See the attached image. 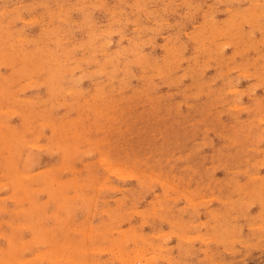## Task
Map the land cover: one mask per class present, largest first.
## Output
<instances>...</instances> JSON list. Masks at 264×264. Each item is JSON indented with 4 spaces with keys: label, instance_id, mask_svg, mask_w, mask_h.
<instances>
[{
    "label": "rangeland",
    "instance_id": "374dc122",
    "mask_svg": "<svg viewBox=\"0 0 264 264\" xmlns=\"http://www.w3.org/2000/svg\"><path fill=\"white\" fill-rule=\"evenodd\" d=\"M61 1L63 2V4ZM261 3L264 4V0H257V1L255 0H250V1L249 0H224V1L223 0L222 1L167 0V2L166 0H158V1L136 0V2L135 0H124V1L123 0L121 1L120 0L119 1L118 0H0V28H1L0 41L2 40L0 42V54L2 53L0 55V59L2 58L0 62V66H1L0 71H2L0 72L2 73V76H0V82H1L0 86L2 85L0 87V93H1L0 97L2 96L0 98V104L3 105L2 107H0V113H1L0 114V249H1L0 259L4 260V261L0 260V264L2 263L4 264L5 260L9 257L11 259L9 260L7 259L6 262L8 263L5 264H9L10 262L13 261H14L13 263L16 264H29L26 262H30V264H36L35 261L40 262L41 264H81L82 262H83L82 264H86V263L94 264V262H97V264H264V209H263L264 207L261 206L262 204L264 205V203H262V201L264 202V197H263L264 179H262L264 178V154H263L264 129L261 128L262 125L264 127V94H263L264 93V81H263L264 80V63H263L264 62V58H263L264 57V44H263L264 24H261L264 23V12H263L264 5ZM113 4L115 5V7ZM168 6L169 7L172 6V7L169 8ZM76 9H78L80 12ZM116 9L119 10L115 11ZM120 9H122L123 11H121ZM60 10L62 11L59 12ZM111 10H114L113 12L114 14L112 13ZM136 10L138 12H136ZM231 11L234 13V15H236L235 16L236 19H233L234 18L232 15L233 13L230 14ZM69 12L71 14H69ZM242 12L244 14H242ZM247 13L250 14L248 15ZM139 14H141L140 15L141 17L139 16ZM211 14H213V16ZM245 14L246 16H244ZM64 15H68V16H64ZM253 15L255 16L253 17ZM59 17L61 19H59ZM136 17L138 20L135 19L136 20L135 22L134 18ZM203 17H205L206 20H204ZM229 17H231L232 19ZM51 18L53 20H51ZM224 18H226L227 22L226 20L224 21ZM211 19H215V22L214 20L212 22ZM12 20L15 22H12ZM50 20L51 22L53 21L52 24L50 23ZM166 21H168L169 23H167ZM205 21H208L210 23L206 22V24H203L205 23ZM257 21L259 25L255 23ZM105 22L107 23L109 22V23L107 24ZM111 22L114 24H112ZM147 22L150 25H148ZM200 22H202L203 25H200L201 24ZM241 22L242 24H240ZM170 23L173 25H171ZM248 23L251 24L249 25ZM143 24L145 25L143 26ZM230 24H232L233 28L231 27ZM140 25L143 26L144 28L141 27ZM169 25L170 27L168 28ZM198 26L200 28H198ZM146 27L148 28V30L146 29ZM205 27L206 29L209 30H206ZM52 28L53 30L51 31ZM69 28H71L72 31L75 30L74 33L71 32ZM241 28L242 30H240ZM251 28L253 29L255 28V29L254 30L252 29L251 31ZM64 29L65 30L67 29V31H65ZM224 29H226V31ZM259 29H263V30H259ZM19 30H23V31L20 32ZM43 30H45V32ZM121 30L123 31L125 30L124 31L125 33ZM211 30L212 31L214 30L213 33ZM39 31H41L40 35H39ZM63 32L67 34H64ZM93 32L95 33V35L96 33H98L97 37L93 36L94 35ZM112 32H114L115 34L114 33L112 34ZM236 32L237 34L235 35ZM137 33L141 35L139 36ZM195 33L198 35H196ZM100 34H104V35H100ZM203 34L204 35L206 34L205 37H203L204 36ZM214 34L217 36H215ZM239 34H241L242 36ZM46 35L48 37H46ZM187 35L189 36V38ZM12 36H14V38ZM120 36L122 38L119 39ZM200 36L201 39L204 40V41L202 40L203 42L200 41L201 40ZM26 37L27 39H25ZM144 37L146 38L145 40L147 41L143 40ZM30 38L32 40H30ZM195 38H198V40H196ZM212 38L213 40L211 41ZM52 39H54L55 42ZM58 39H61L62 41ZM65 39H68V41L67 40L64 41ZM109 39H111V41ZM57 40L58 43H56ZM221 40L222 41L226 40V41H223L222 43ZM133 41H137V42H133ZM229 41L231 43H229ZM42 42H44L43 45ZM198 42H201L200 45ZM134 43L136 44L138 43V44L136 45ZM141 43L143 46L141 45ZM97 44L100 48L97 46ZM124 44L125 45L127 44L129 46L127 45L125 46ZM201 44H203V47H206V45L207 47L206 48L200 47L202 46ZM122 45H124V47H122ZM195 45L197 46L199 45V48ZM220 45L221 47H218ZM23 46H25L26 49H24ZM74 46L76 48H74ZM130 46H132L133 49L136 46V49H139L140 51L139 50L136 51L135 49L133 50ZM174 46L176 48L178 47L180 48V49L178 48V52L177 50L176 51L174 50L175 48ZM66 47L67 49H65ZM115 47L117 48L119 53L117 52ZM257 47L259 48L257 49ZM18 48L21 51L17 50ZM194 48H196V50ZM168 49H172V52L174 51L175 55L172 52L171 53L167 52ZM11 50H13L14 52L13 51L11 52ZM31 50L33 52H31ZM75 50L77 51L75 52ZM180 50H184V51H181L180 53ZM209 50L211 51V53ZM52 51L54 52L56 51V54ZM102 51L107 53H104ZM153 51L155 52V54ZM16 52L18 56L17 54H15ZM20 52H22L23 54ZM235 52L237 54H235ZM3 53H5L6 56L5 54L4 56H2ZM40 53L42 54L40 55ZM58 53H62V54H58ZM146 53L147 55L148 54L150 55L146 56L145 55ZM117 54L118 55L120 54L121 56H117ZM143 54H144L143 56L144 59L143 58L139 59L142 57ZM172 54L174 55L173 58H172ZM39 55L41 58V59L39 58V60L44 61L46 59V62L38 61ZM166 55L168 56L166 57ZM20 56H22L21 57L22 59L20 58ZM50 56H52L53 58H51ZM242 56L243 58H241ZM30 57L32 58L29 59ZM64 57L67 59L65 60ZM137 57L139 60H137ZM12 59H14V61ZM143 60H145L146 62L145 61L143 62ZM160 60H162L163 62ZM253 61L256 62L255 65L253 64ZM14 62L16 64H14ZM139 62L140 64H138ZM175 62L176 64L174 65ZM9 63H12L14 66L12 64L8 65ZM23 63L26 66H28V69H25L27 67ZM47 63L48 65H46ZM111 63L113 66L111 65ZM178 63L179 65H177ZM261 63L263 65H261ZM50 64L52 65L50 66ZM59 64L61 68H59ZM77 64H79V66L81 65L82 67L80 66L81 67L80 68ZM122 64L124 67H122ZM19 65L26 71L23 70L22 68L20 69L21 70L20 71ZM192 66H194V68ZM238 66L240 67L238 68ZM29 67L35 68L33 69V71L35 73L38 71V75L37 73L34 74L32 69H30ZM37 67H41V70ZM144 67L145 70L142 69ZM201 67H203L204 70ZM229 67L230 68L233 67V68L230 69ZM234 67L237 68L235 69ZM255 67L256 69H254ZM162 68L168 71H165ZM197 68H200L201 70L200 69L198 70ZM111 69L112 71L114 70L115 73L111 72ZM12 70L14 71V74L15 72L17 73L18 71L20 73L14 75ZM28 70L30 72L32 71L34 75L30 76V74L32 73H29ZM66 70L68 71L66 72ZM189 70H191V72ZM225 70L227 72H225ZM100 71H103L104 73L103 72L101 73ZM199 71L200 73L202 71L204 72L203 74H199ZM249 71L250 72L253 71V72L251 74L250 73L248 74ZM22 72L25 75L26 74L28 75L25 76ZM99 72L101 74H99ZM163 72H165V74ZM186 72L189 74H187ZM51 73L53 74L51 75ZM83 73H84V77H83ZM7 74L8 75L10 74L9 77L12 76L13 77L9 78ZM20 75L21 76L23 75V77H20ZM91 75L92 76L95 75V76L91 78ZM179 75L182 78H180ZM81 76H82L81 79L82 81L80 80ZM87 76L90 77L88 78ZM259 76H261V78ZM6 77L7 79L9 78L8 81L6 80ZM148 77L149 79H147ZM246 77L249 79H247ZM13 78L15 79L12 80ZM55 78L56 79L59 78V79L55 80ZM72 78L74 80L76 78L79 79H76V81L74 80L71 81ZM45 80L46 81L50 80L52 82L49 81L46 82ZM79 80L81 82L77 83V81ZM207 80L208 82L210 80V83H208ZM253 81L257 83L254 84L252 83ZM67 82L69 84H66ZM7 83H9L10 86L12 83H14L15 85L12 84L11 87L10 86L8 87ZM39 83L41 85H39ZM128 83L130 85H127ZM55 84L56 86L53 87V85ZM223 84L226 85L224 86ZM87 87L89 88L87 89ZM138 87H140L141 89ZM2 88L3 90L5 89L4 90L5 92L2 90ZM67 89L68 91H66ZM73 89H77V90H73ZM233 90L237 92L235 93ZM247 90L248 91L250 90L251 92H248ZM239 91H241L242 93ZM3 92L4 95H2ZM41 94L44 95L42 96ZM64 94L65 96H63ZM70 94H73L74 96ZM100 94L102 95L99 97ZM216 94L219 96H217ZM220 94L222 95L220 96ZM14 96L16 102L14 101ZM58 96L59 97L61 96V98H59ZM215 96L217 97V99ZM257 96L258 99H256ZM27 97L28 99L31 98L30 99L31 101L27 100ZM5 100L7 103L5 102ZM253 100L257 104H255ZM45 101L48 102L45 103ZM154 101L155 103H153ZM235 101L237 103L232 104ZM8 102L9 105H7ZM12 102L14 104H12ZM260 102L262 103V105ZM54 103L56 104V106ZM61 103L63 104V106ZM240 103L245 105V107L243 105L241 106ZM21 104L23 107H21ZM51 104L54 106V108H52ZM60 104L61 106H59ZM235 104L238 105L236 106ZM254 104L255 106H253ZM231 105H234V108H232L233 106ZM260 105H261V109H260ZM201 106L203 108H201ZM31 107L33 108L31 109ZM100 107L102 109H100ZM256 107L258 109H256ZM7 108H9L10 111H8L9 109ZM144 109L146 110L144 111ZM199 109L202 111L201 112L202 114L200 113V111H198ZM1 110L5 111L8 114H6L5 112L2 113ZM52 110L53 112H51ZM69 110L70 112L68 113ZM171 110H173L172 113L174 114L171 113ZM117 112L120 114H118ZM47 113H49L50 116L47 115ZM95 116H98L99 118L98 117L96 118ZM134 116L136 117L133 118ZM258 116L261 117L258 118ZM262 117L263 120L260 119ZM120 118H122L123 121ZM166 118L167 121H165ZM118 119L119 121H116ZM48 120L51 121L52 124H50L51 122H49ZM82 120H84L83 123ZM256 120L259 122H257ZM119 122L120 124H118ZM104 124L107 126H105ZM134 124L138 126H135ZM243 124L244 125L246 124L247 126L246 125L244 126ZM45 125L46 127H44ZM218 126L219 128H221V130L218 128ZM152 128L153 129L156 128V129L153 130ZM104 129L106 131H104ZM65 130H69L70 133L69 131H67V133H69L67 134ZM91 132L95 134L93 135ZM138 132L140 134L142 133L141 134L142 136L139 135ZM167 132L170 133L169 135L171 137L167 135L168 134ZM223 134L225 136H223ZM249 134L252 136H250ZM60 135L61 137L63 135V137L62 138L59 137L60 138L59 139L58 136ZM99 136H101V138H99ZM231 137H233L232 138L233 140H230ZM74 138H76V141L74 140ZM121 138L123 141L121 140ZM134 138L136 139L134 140ZM117 140L119 145L117 143ZM247 141L249 144L247 143ZM173 142L175 145H173ZM212 144H214V146H212ZM249 146L251 148H249ZM253 147L254 149H252ZM256 147L257 149H255ZM217 148L219 149L217 150ZM246 148L248 149V151ZM220 149L225 151H221ZM239 149L241 150L238 151ZM138 151L140 152L139 154ZM212 151H214V153ZM229 151L230 153L228 155L227 153ZM254 151H256L257 153ZM143 152L145 154H143ZM210 154L211 156L209 157ZM102 156L105 157L108 156V157L105 158ZM234 156H238V157H235L234 159ZM221 157L224 158L226 157L227 160L226 159L224 160V158L222 159ZM228 157L230 158L228 159ZM107 158L108 160H112L113 166L111 161L108 162ZM243 158L246 159H244L243 161L242 160ZM103 161L107 163H104ZM196 161L197 163H195ZM224 161H227L226 164ZM151 162L155 164H152ZM198 162H200V164ZM108 163L109 165H107ZM117 164H121V166ZM123 164L125 165L126 169L124 168L121 169ZM151 164L154 167H156L154 170ZM221 164L223 166H221ZM114 165L119 167L114 168ZM111 167L114 168V170ZM193 167L195 169H193ZM109 169L113 172L109 171ZM115 169L117 170L120 169L121 172L120 170L117 171ZM231 169H235V171ZM246 169L248 170V172H246ZM123 170L125 172L123 173L124 175H122ZM212 171L213 174H211ZM26 172H31V173L26 174ZM163 172L165 173L163 174ZM194 172L196 173L193 174ZM233 172L235 175L233 174ZM126 173H130V174L126 175ZM247 173L250 175L254 174L252 175L253 177H256L254 178V182L253 180H251V178L253 177L251 176L248 178V176L250 175H247ZM137 174H138V178L137 176H135ZM226 174H228V176ZM172 175L174 176V178L172 177ZM51 179L53 181H51ZM142 182L145 184H143ZM259 182H261L263 185H260L258 187ZM161 183H163L164 185H162ZM228 183L229 185H227ZM249 183L252 185V186L250 185L251 187L249 186ZM239 184L241 185L240 187L241 191L239 190L240 189ZM253 184L254 185L256 184V186H254ZM216 185L217 188L216 187L214 188V186ZM237 185L239 186L236 187ZM253 187H255V189ZM260 187L261 190L258 191ZM221 188L222 190L225 191H222ZM242 188H244V190ZM198 189H200V191ZM214 189L218 190L217 193L215 192ZM230 189L233 190L230 191ZM252 189L254 191L251 193ZM248 190H250V194H251L250 196H248L249 195ZM232 191H234L233 194L231 193ZM28 194L30 195V197ZM32 194L33 197L31 196ZM200 194L203 195L201 196ZM210 195L212 196L210 197ZM213 195L216 198L219 196L218 198L220 200H216ZM200 196L202 197V199L200 198ZM226 197H228V199L233 198V201L232 199H230L231 201H223L227 206L221 201V199L226 200L227 199ZM234 197L237 198L236 199L237 202L235 201ZM253 197H255L254 198L255 201L253 200ZM258 197L261 198L262 200H260ZM256 198L258 200H256ZM199 199H201L200 200L201 202L199 201ZM192 201L194 202L192 203ZM231 203H233L231 206L232 208L229 206L231 205ZM158 204L160 205V207ZM219 206L220 208L218 209ZM36 207L37 210L39 211L37 213H36L37 211ZM103 207L104 208L106 207V209L108 208L109 212L108 209L104 210ZM259 207H263V208H259ZM133 208L134 209L137 208L138 210L137 209L134 210ZM208 209L211 210L208 211ZM105 211H107L108 214ZM226 211L229 212V214L226 213ZM137 212H139L140 214ZM141 213H144L145 215H142ZM215 213H217L216 218L214 217L216 215ZM222 213H224L225 215H223ZM151 214L155 216L154 219H152L153 215ZM210 214H214V216ZM157 216H159V218ZM221 216L224 217L226 216L227 218ZM164 217L166 219H164ZM141 219L144 221H142ZM174 219H176L177 221L175 222ZM146 220L147 223H145ZM170 220H171V224H170ZM151 222L152 224H150ZM21 223L24 224L25 226L27 224L28 225L25 227ZM178 223L180 224L177 225ZM65 224L66 226L64 227ZM102 224L104 225L102 226ZM14 225H16L18 229ZM134 225L135 227H133ZM210 225L212 226L210 227ZM225 225L228 226L227 231L225 229L227 226ZM99 226L100 229L98 228ZM181 226L183 227L182 229L179 228ZM222 226L223 227L225 226V228H223ZM78 227L80 229L82 228L83 229L80 230ZM209 227L211 228V230L209 229ZM216 227H218L219 231L217 230ZM75 228H78L77 231H74L76 230ZM89 228H92L91 230L93 231V233ZM125 228L126 229L131 228V229L126 230ZM177 228L178 231L179 229L181 230L178 232L176 231ZM213 228H214L213 231L214 233L211 232ZM222 228L225 229L224 231L222 230L223 233L221 232ZM86 229L91 232L87 231L86 233H84ZM104 229L106 231L108 230V234L106 231H104ZM135 230L136 233H134ZM174 231L176 234L174 233ZM215 231L217 232V235H219L218 237L215 234ZM45 233H48L51 236L49 235L50 236L49 237ZM70 233H72V235ZM164 233L167 234L164 235ZM67 234L70 235L67 236ZM101 234L102 237L99 236ZM135 234L139 236L137 237V235ZM108 235L111 238H109ZM142 235H143V239L145 237L144 241H146V243L143 242ZM130 236L133 240L130 238ZM33 237L36 240L33 239L32 241L31 238ZM106 237L109 238V241H107L108 238ZM177 237H179V239H177ZM125 238L126 240H124ZM45 240L47 241L46 244H45ZM50 240L53 241L51 242ZM113 240L115 242L114 243L112 242L114 244L112 246V243L110 241ZM8 241L12 243H9ZM99 241L101 242L99 243ZM102 241H104L103 244L106 243L104 246L101 244ZM94 243L96 244V246ZM33 244L35 246H33ZM69 244H73V247L72 245L69 246ZM148 244L150 246L151 244H153L154 246L158 245V247L160 248L158 247L151 248L150 246H148ZM159 244L161 246H159ZM55 245L57 246L54 247ZM85 245L87 247H85ZM91 246H93L92 249L90 248ZM120 247H121L120 252L124 250L123 252H121L124 254L119 253V250L116 252L114 251V249L117 250V248L119 249ZM77 248H80L78 249L79 252ZM83 248L84 250L87 249L86 251H84L85 255L82 256L84 257L83 260H85L86 254H88L87 256H89L87 260H85L86 263H84V261L81 262L82 258L80 254H84V253L80 251L83 250ZM38 250L39 252H37ZM47 250L48 251L50 250L52 252L51 253L46 252ZM125 250H127L128 253ZM53 251L55 254H59V256L62 255L63 257L65 258L67 257V258L63 260L62 256L58 257L57 255L58 258L57 259L52 255ZM61 251L64 253V255ZM113 251L115 252V254L114 253L112 254ZM86 252H90V253H86ZM12 253L14 254L11 255ZM38 253L42 254V256L38 255ZM47 253L51 261H49L50 259L46 257ZM70 253L74 254V256L71 257ZM43 254L45 257L43 256ZM11 256L13 257V259ZM119 256L123 258L121 259ZM53 257L55 258L54 259L55 261L52 260ZM69 257L71 258L69 259ZM20 258L22 259L24 258L25 260L22 261V259ZM78 259H80L79 261L81 263H79ZM56 260H58V263ZM74 260H76L77 262H75Z\"/></svg>",
    "mask_w": 264,
    "mask_h": 264
},
{
    "label": "bare ground",
    "instance_id": "6f19581e",
    "mask_svg": "<svg viewBox=\"0 0 264 264\" xmlns=\"http://www.w3.org/2000/svg\"><path fill=\"white\" fill-rule=\"evenodd\" d=\"M118 1H119V0H118ZM120 1H121V0H120ZM123 1H124V0H123ZM157 1H158V0H157ZM185 1H187V0H185ZM220 1H222V0H220ZM223 1H224V0H223ZM249 1H250V0H249ZM255 1H257V0H255ZM61 2H62V1H61ZM103 2H104V1H103ZM135 2H136V0H135ZM141 2H143V1H141ZM161 2H162V1H161ZM164 2H165V1H164ZM166 2H167V0H166ZM188 2H190V1H188ZM253 2H254V1H253ZM260 2H262V1H260ZM30 3H31V2H30ZM77 3H78V2H77ZM137 3H140V2H137ZM146 3H147V2H146ZM169 3H170V2H169ZM186 3H187V2H186ZM249 3H250V2H249ZM256 3H258V2H256ZM39 4H40V3H39ZM43 4H44V3H43ZM47 4H48V2H47ZM62 4H63V2H62ZM64 4H65V3H64ZM93 4H94V3H93ZM114 4H117V3H114ZM114 4H113V5H114ZM127 4H128V3H127ZM134 4H136V3H134ZM144 4H145V3H144ZM184 4H185V3H184ZM187 4H188V3H187ZM261 4H263V3H261ZM49 5H50V4H49ZM85 5H87V4H85ZM90 5H91V4H90ZM129 5H130V4H129ZM230 5H231V4H230ZM263 5H264V4H263ZM98 6H99V5H98ZM98 6H97V7H98ZM116 6H117V5H116ZM118 6H119V5H118ZM140 6H141V5H140ZM146 6H147V5H146ZM184 6H185V5H184ZM186 6H187V5H186ZM46 7H48V6H46ZM66 7H67V6H66ZM73 7H74V6H73ZM75 7H76V6H75ZM89 7H90V6H89ZM114 7H115V5H114ZM136 7H137V6H136ZM168 7H169V6H168ZM171 7H172V6H171ZM171 7H169V8H171ZM188 7H189V6H188ZM253 7H254V6H253ZM253 7H252V8H253ZM258 7H259V6H258ZM258 7H257V8H258ZM262 7H263V6H262ZM18 8H19V7H18ZM63 8H64V7H63ZM63 8H62V9H63ZM119 8H120V7H119ZM142 8H143V6H142ZM142 8H141V10H142ZM176 8H177V7H176ZM232 8H233V7H232ZM236 8H237V7H236ZM240 8H241V7H240ZM263 8H264V7H263ZM8 9H9V8H8ZM27 9H28V8H27ZM31 9H32V7H31ZM70 9H71V8H70ZM70 9H69V11H70ZM138 9H139V8H138ZM155 9H156V8H155ZM173 9H175V8H173ZM186 9H187V8H186ZM247 9H248V8H247ZM76 10H78V9H76ZM76 10H74V11H76ZM104 10H105V9H104ZM118 10H119V9H116L115 11H118ZM120 10L123 11L122 9H120ZM124 10H125V9H124ZM231 10H232V9H231ZM234 10H235V9H234ZM11 11H12V10H11ZM18 11H19V10H18ZM54 11H55V10H54ZM61 11H62V10H60L59 12H61ZM78 11H79V10H78ZM111 11H112V13L114 12V10H111ZM139 11H140V10H139ZM148 11H149V10H148ZM169 11H170V10H169ZM169 11H168V12H169ZM185 11H186V10H185ZM185 11H184V12H185ZM225 11H226V10H225ZM238 11H239V10H238ZM255 11H256V10H255ZM258 11H259V10H258ZM258 11H257V12H258ZM260 11H261V10H260ZM262 11H263V10H262ZM31 12H32V10H31ZM79 12H80V11H79ZM126 12H127V11H126ZM136 12H138V11L136 10ZM162 12H163V10H162ZM243 12H246V11H243ZM243 12H242V14H244ZM248 12H249V11H248ZM251 12H252V11H251ZM263 12H264V11H263ZM9 13H10V10H9ZM17 13H19V12H17ZM29 13H30V12H29ZM67 13H68V10H67ZM93 13H94V12H93ZM121 13H122V12H121ZM148 13H149V12H148ZM153 13H154V12H153ZM153 13H152V15H153ZM232 13H233V12L231 11L230 14H232ZM254 13H255V12H254ZM258 13H259V12H258ZM258 13H256V14H258ZM30 14H31V13H30ZM59 14H60V13H59ZM61 14H62V13H61ZM63 14H65V13H63ZM69 14H71V13L69 12ZM94 14H95V13H94ZM113 14H114V13H113ZM186 14H187V13H186ZM235 14H236V13H235ZM247 14L249 15L250 13H247ZM261 14H262V12H261ZM3 15H5V14H3ZM16 15H17V14H16ZM19 15H20V14H19ZM42 15H43V14H42ZM55 15H56V14H55ZM81 15H82V14H81ZM81 15H80V16H81ZM136 15H137V14H136ZM140 15H141V14H139V16H140ZM147 15H148V14H147ZM149 15H151V14H149ZM211 15L213 16V14H211ZM232 15H233V17H234L233 19H236V18H235L236 15H234V13H233ZM50 16H51V15H50ZM64 16H68V15H64ZM112 16H113V15H112ZM154 16H155V15H154ZM154 16H152V17H154ZM212 16H210V17H212ZM225 16H226V14H225ZM227 16H230V15H227ZM244 16H246V14H245ZM254 16H255V15H253V17H254ZM257 16H258V15H257ZM257 16H256V17H257ZM261 16H262V15H261ZM69 17H70V16H69ZM140 17H141V16H140ZM158 17H159V16H158ZM161 17H162V16H161ZM179 17H180V16H179ZM93 18H94V17H93ZM107 18H108V17H107ZM117 18H118V17H117ZM144 18H146V17H144ZM163 18H164V17H163ZM203 18H204V20H206L205 17H203ZM229 18H231V17H229ZM36 19H37V18H36ZM59 19H61V18L59 17ZM84 19H85V18H84ZM96 19H97V18H96ZM135 19H137V17L134 18V20H135ZM231 19H232V18H231ZM249 19H250V18H249ZM10 20H11V19H10ZM10 20H9V21H10ZM14 20H15V19H14ZM19 20H20V19H19ZM40 20H41V19H40ZM51 20H53V19L51 18ZM51 20H50V23L52 24L53 21L51 22ZM85 20H86V19H85ZM92 20H93V19H92ZM92 20H91V21H92ZM117 20H118V19H117ZM137 20H138V19H137ZM145 20H146V19H145ZM208 20H209V18H208ZM213 20H214V22H215V19H211L212 22H213ZM225 20H226V18H224V21H225ZM229 20H230V19H229ZM26 21H29V20H26ZM34 21H35V20H34ZM69 21H70V20H69ZM89 21H90V20H89ZM139 21H140V20H139ZM231 21H232V20H231ZM252 21H253V20H252ZM262 21H263V20H262ZM12 22H15V21L12 20ZM12 22H11V23H12ZM64 22H65V20H64ZM82 22H83V21H82ZM84 22H85V21H84ZM86 22H87V21H86ZM113 22H114V21H113ZM115 22H116V21H115ZM119 22H120V21H119ZM132 22H133V20H132ZM135 22H136V20H135ZM153 22H154V21H153ZM156 22H157V19H156ZM163 22H164V21H163ZM166 22L169 23L168 21H166ZM174 22H175V21H174ZM206 22H207V23H210V22H208V21H205V23H203V24H206ZM212 22H211V24H212ZM226 22H227V20H226ZM30 23H31V22H30ZM38 23H39V22H38ZM40 23H41V22H40ZM44 23H45V22H44ZM72 23H73V22H72ZM95 23H96V22H95ZM105 23H107V22H105ZM108 23H109V22H108ZM108 23H107V24H108ZM111 23H112V22H111ZM140 23H142V22H140ZM171 23H172V22H171ZM171 23H170V24H171ZM200 23H201L200 25H203L202 22H200ZM230 23H231V22H230ZM235 23H236V22H235ZM244 23H245V22H244ZM255 23L258 24V21L255 22ZM1 24H2V21H1ZM42 24H43V22H42ZM84 24H85V23H84ZM87 24H89V23H87ZM112 24H114V23H112ZM132 24H133V23H132ZM147 24L150 25L148 22H147ZM158 24H159V23H158ZM176 24H177V22H176ZM221 24H222V23H221ZM221 24H220V25H221ZM226 24H228V23H226ZM232 24H233V22H232ZM232 24H230L231 27H232ZM240 24H242V22H241ZM248 24H249V23H248ZM250 24H251V23H250ZM250 24H249V25H250ZM261 24H264V23H261ZM33 25H34V23H33ZM92 25H93V24H92ZM109 25H110V24H109ZM144 25H145V24H143V26H144ZM171 25H173V24H171ZM200 25H199V26H200ZM258 25H259V24H258ZM2 26H3V25H2ZM30 26H32V25H30ZM60 26H61V25H60ZM60 26H59V27H60ZM112 26H113V25H112ZM140 26H141V25H140ZM143 26H141V27H143ZM166 26H167V24H166ZM199 26H198V28H200ZM233 26H234V25H233ZM47 27H48V25H47ZM54 27H55V26H54ZM57 27H58V24H57ZM57 27H56V28H57ZM61 27H62V26H61ZM63 27H64V26H63ZM134 27H135V26H134ZM147 27H148V26H147ZM147 27H146V29L148 30ZM153 27H154V26H153ZM164 27H165V26H164ZM169 27H170V25L168 26V28H169ZM193 27H195V26H193ZM196 27H197V26H196ZM213 27H214V26H213ZM216 27H217V25H216ZM220 27H222V26H220ZM227 27H228V26H227ZM227 27H226V29H227ZM231 27H229V28H231ZM234 27H235V26H234ZM240 27H241V25H240ZM7 28H8V27H7ZM73 28H74V27H73ZM109 28H110V26H109ZM136 28H137V27H136ZM143 28H144V27H143ZM160 28H161V26H160ZM232 28H233V27H232ZM237 28H238V27H237ZM258 28H259V27H258ZM0 29H1V28H0ZM22 29H23V27H22ZM45 29H46V28H45ZM47 29H48V28H47ZM69 29L71 30V32L74 33L75 30L72 31L71 28H69ZM77 29H78V28H77ZM119 29H120V28H119ZM121 29H122V28H121ZM123 29H124V28H123ZM203 29H204V28H203ZM203 29H202V30H203ZM205 29H206V27H205ZM211 29H212V28H211ZM213 29H214V28H213ZM221 29H222V28H221ZM226 29H224V30L226 31ZM252 29H253V28H251V31H252ZM254 29H255V28H254ZM254 29H253V30H254ZM49 30H50V29H49ZM52 30H53V28L51 29V31H52ZM60 30H61V29H60ZM60 30H58V31H60ZM64 30H65V29H64ZM70 30H69V31H70ZM113 30H114V29H113ZM137 30H138V29H137ZM191 30H192V29H191ZM206 30H209V29H206ZM214 30H215V29H214ZM214 30H213V31H214ZM216 30H217V29H216ZM237 30H238V29H237ZM240 30H242V28H241ZM259 30H263V29H259ZM5 31H6V30H5ZM8 31H9V30H8ZM15 31H16V30H15ZM19 31L22 32L23 30H19ZM43 31L45 32V30H43ZM58 31H57V32H58ZM65 31H67V29H66ZM65 31H64V32H65ZM119 31H120V30H119ZM121 31H123V30H121ZM124 31H125V30H124ZM124 31H123V32H124ZM133 31H134V29H133ZM143 31H144V30H143ZM203 31H204V30H203ZM211 31H212V30H211ZM211 31H210V32H211ZM213 31H212V33H213ZM230 31H231V29H230ZM2 32H3V31H2ZM6 32H7V31H6ZM10 32H12V31H10ZM13 32H14V30H13ZM40 32H41V31H39V35H40ZM48 32H49V31H48ZM64 32H63V33H64ZM71 32H70V33H71ZM108 32H110V31H108ZM115 32H116V31H115ZM117 32H118V31H117ZM190 32H191V31H190ZM192 32H193V31H192ZM261 32H262V31H261ZM7 33H8V32H7ZM7 33H6V34H7ZM55 33H56V32H55ZM91 33H92V32H91ZM91 33H90V34H91ZM99 33H100V32H99ZM101 33H103V32H101ZM113 33H114V32H112V34H113ZM124 33H125V32H124ZM126 33H127V32H126ZM145 33H147V32H145ZM186 33H187V32H186ZM198 33H199V32H198ZM201 33H202V32H201ZM225 33H226V32H225ZM245 33H246V32H245ZM248 33H249V31H248ZM259 33H260V32H259ZM0 34H1V33H0ZM14 34H15V33H14ZM19 34H20V33H19ZM46 34H48V33H46ZM53 34H54V33H53ZM64 34H67V33H64ZM93 34H94L93 36L97 37V34H98V33H96V35H95V33L93 32ZM112 34H111V35H112ZM114 34H115V33H114ZM133 34H134V33H133ZM137 34H138L139 36L141 35V34H139V33H137ZM142 34H143V33H142ZM195 34H196V33H195ZM199 34H200V33H199ZM208 34H209V33H208ZM215 34H216V33H215ZM215 34H214V35H215ZM220 34H221V33H220ZM220 34H219V35H220ZM232 34H233V33H232ZM236 34H237V32L235 33V35H236ZM250 34H251V32H250ZM10 35H11V34H10ZM100 35H104V34H100ZM105 35H106V34H105ZM111 35H110V36H111ZM145 35H146V34H145ZM167 35H168V34H167ZM196 35H198V34H196ZM203 35H204V34H203ZM205 35H206V34H205ZM205 35H204L203 37H205ZM221 35H222V34H221ZM239 35H241V34H239ZM63 36H64V35H63ZM63 36H62V37H63ZM134 36H136V35H134ZM139 36H138V37H139ZM187 36H188V35H187ZM191 36H192V34H191ZM207 36H210V35H207ZM207 36H206V37H207ZM215 36H217V35H215ZM224 36H225V34H224ZM232 36H233V35H232ZM241 36H242V35H241ZM263 36H264V35H263ZM12 37L14 38V36H12ZM46 37H48V36L46 35ZM59 37H60V36H59ZM59 37H58V38H59ZM62 37H61V38H62ZM98 37H99V36H98ZM194 37H195V36H194ZM252 37H253V36H252ZM252 37H251V38H252ZM0 38H1V37H0ZM18 38H19V37H18ZM23 38H24V37H23ZM41 38H42V36H41ZM41 38H40V39H41ZM67 38H68V37H67ZM93 38H94V37H93ZM120 38H122V37L120 36L119 39H120ZM169 38H170V36H169ZM188 38H189V36H188ZM192 38H193V36H192ZM213 38H214V37H213ZM213 38L211 39V41L213 40ZM236 38H237V37H236ZM238 38H239V36H238ZM238 38H237V39H238ZM8 39H9V38H8ZM21 39H22V38H21ZM21 39H18V40H21ZM25 39H27V37H26ZM25 39H23V40H25ZM34 39H36V38H34ZM50 39H51V38H50ZM95 39H97V38H95ZM130 39H131V38H130ZM130 39H129V40H130ZM145 39H146V38L144 37L143 40H145ZM167 39H168V38H167ZM174 39H175V37H174ZM195 39L198 40V38H195ZM200 39H201V36H200ZM206 39H207V38H206ZM229 39H230V38H229ZM248 39H250V38H248ZM257 39H259V38H257ZM5 40H7V39H5ZM30 40H32V39L30 38ZM41 40H42V39H41ZM52 40L54 41V39H52ZM58 40H61V39H58ZM58 40H57L56 43H58ZM66 40L68 41V39H65L64 41H66ZM109 40L111 41V39H109ZM109 40H108V41H109ZM129 40H128V42H129ZM136 40H137V39H136ZM169 40H171V39H169ZM202 40H203V39H201L200 41H202ZM227 40H228V39H227ZM1 41H2V40H1ZM1 41H0V42H1ZM3 41H4V40H3ZM45 41H46V40H45ZM45 41H44V42H45ZM47 41H48V40H47ZM49 41H50V40H49ZM61 41H62V40H61ZM76 41H77V40H76ZM145 41H147V40H145ZM149 41H150V40H149ZM173 41H174V40H173ZM203 41H204V40H203ZM203 41H202V42H203ZM208 41H209V40H208ZM211 41H210V42H211ZM221 41H222V40H221ZM221 41H220V42H221ZM223 41H226V40H223ZM223 41H222V43H223ZM235 41H236V40H235ZM235 41H234V42H235ZM245 41H246V40H245ZM260 41H261V40H260ZM44 42H42V45H43ZM54 42H55V41H54ZM83 42H84V41H83ZM133 42H137V41H133ZM174 42H175V41H174ZM215 42H216V41H215ZM220 42H218V43H220ZM249 42H250V41H249ZM258 42H259V41H258ZM258 42H257V44H258ZM5 43H6V42H5ZM30 43H31V41H30ZM52 43H53V42H52ZM84 43H85V42H84ZM84 43H83V44H84ZM102 43H103V42H102ZM111 43H112V42H111ZM117 43H118V42H117ZM117 43H116V44H117ZM144 43H145V42H144ZM144 43H143V44H144ZM147 43H148V42H147ZM147 43H146V44H147ZM163 43H164V42H163ZM198 43H199V45H200L201 42H198ZM225 43H226V42H225ZM229 43H231V42L229 41ZM236 43H237V42H236ZM255 43H256V42H255ZM262 43H263V41H262ZM2 44H3V43H2ZM8 44H9V43H8ZM11 44H12V43H11ZM18 44H19V43H18ZM20 44H22V43H20ZM28 44H29V43H28ZM91 44H92V43H91ZM109 44H110V43H109ZM118 44H119V43H118ZM134 44H136V43H134ZM137 44H138V43H137ZM137 44H136V45H137ZM139 44H140V43H139ZM148 44H149V43H148ZM148 44H147V45H148ZM164 44H165V43H164ZM260 44H261V43H260ZM263 44H264V43H263ZM4 45H5V44H4ZM54 45H55V44H54ZM60 45H61V43H60ZM60 45H59V46H60ZM79 45H82V44H79ZM84 45H85V44H84ZM94 45H95V44H94ZM102 45H104V44H102ZM106 45H107V44H106ZM124 45H125V44H124ZM124 45H122V47H124ZM126 45H127V44H126ZM126 45H125V46H126ZM141 45H142V43H141ZM166 45H167V44H166ZM199 45H198V46L195 45V46H197V47L199 48ZM201 45H202V46H200V47H203V44H201ZM208 45H209V43H208ZM222 45H224V44H222ZM242 45H243V44H242ZM6 46H8V45H6ZM26 46H27V45H26ZM59 46H58V47H59ZM87 46H88V45H87ZM97 46H98V44H97ZM127 46H129V45H127ZM139 46H140V45H139ZM142 46H143V45H142ZM163 46H164V45H163ZM211 46H212V45H211ZM225 46H226V45H225ZM227 46H230V45H227ZM243 46H244V45H243ZM248 46H249V45H248ZM255 46H256V45H255ZM12 47H13V46H12ZM23 47H24V49H26L25 46H23ZM39 47H40V46H39ZM58 47H57V49H58ZM79 47H80V46H79ZM95 47H96V46H95ZM98 47H99V46H98ZM98 47H97V48H98ZM102 47H105V46H102ZM118 47H119V46H118ZM122 47H121V48H122ZM130 47L133 49L132 46H130ZM137 47H138V46H137ZM140 47H141V46H140ZM169 47H170V46H169ZM171 47H172V46H171ZM174 47H175V46H174ZM174 47H173V48H174ZM197 47H196V48H197ZM206 47H207V45H206ZM206 47H203V48H206ZM218 47H221V45L218 46ZM222 47H223V46H222ZM259 47H260V46H259ZM259 47H257V49H258ZM19 48H20V47H19ZM19 48H18L17 50H20ZM21 48H22V47H21ZM45 48H46V47H45ZM52 48H53V47H52ZM74 48H76V47L74 46ZM88 48H89V47H88ZM93 48H94V47H93ZM99 48H100V47H99ZM115 48H116V47H115ZM115 48H113V49H115ZM131 48H130V49H131ZM141 48H142V47H141ZM147 48H148V47H147ZM175 48H176V47H175ZM175 48H174V50H175V51L177 50V52H178V48H179V47L176 48V49H175ZM196 48H194V49L196 50ZM203 48H201V49H203ZM210 48H211V47H210ZM223 48H224V47H223ZM246 48H247V47H246ZM252 48H253V47H252ZM48 49H49V48H48ZM65 49H67V47H66ZM69 49H70V47H69ZM69 49H68V50H69ZM72 49H73V48H72ZM77 49H78V48H77ZM80 49H81V48H80ZM103 49H104V48H103ZM110 49H111V48H110ZM119 49H120V48H119ZM130 49H128V50H130ZM134 49H135L136 51L139 50V49H136V46H135ZM134 49H133V50H134ZM179 49H180V48H179ZM4 50H5V49H4ZM4 50H3V51H4ZM13 50H14V49H13ZM13 50H11V52H12ZM27 50H28V49H27ZM38 50H39V49H38ZM49 50H50V49H49ZM55 50H56V49H55ZM116 50H117V48H116ZM163 50H164V49H163ZM165 50H166V49H165ZM169 50H171V51H169ZM214 50H215V49H214ZM216 50H217V49H216ZM20 51H21V50H20ZM23 51H24V50H23ZM35 51H36V50H35ZM69 51H70V50H69ZM76 51H77V50H75V52H76ZM120 51H123V50H120ZM139 51H140V50H139ZM181 51H184V50H180V53H181ZM192 51H193V49H192ZM207 51H208V50H207ZM209 51H210V50H209ZM217 51H218V50H217ZM217 51H216V52H217ZM239 51H240V49H239ZM245 51H246V50H245ZM245 51H244V52H245ZM247 51H248V49H247ZM255 51H256V50H255ZM5 52H6V51H5ZM13 52H14V51H13ZM27 52H28V51H27ZM31 52H33V51L31 50ZM52 52H54V51H52ZM102 52H104V51H102ZM117 52H118V50H117ZM149 52H150V51H149ZM153 52H154V51H153ZM167 52H170V53H171V52H172V49H168ZM167 52H166V53H167ZM236 52H237V51H236ZM236 52H235V54H237ZM244 52H243V53H244ZM6 53H7V52H6ZM20 53H22V52H20ZM37 53H38V52H37ZM37 53H36V54H37ZM42 53H43V51H42ZM42 53H40V55H41ZM54 53L56 54V51H55ZM100 53H101V52H100ZM104 53H107V52H104ZM118 53H119V52H118ZM143 53H144V52H143ZM172 53L174 54L175 52L173 51ZM210 53H211V51H210ZM1 54H2V53H1ZM1 54H0V55H1ZM4 54H5V53H3L2 56H4ZM15 54H17V52H16ZM15 54H14V55H15ZM22 54H23V53H22ZM44 54H45V53H44ZM52 54H53V53H52ZM52 54H51V55H52ZM58 54H62V53H58ZM102 54H103V53H102ZM112 54H113V53H112ZM120 54H122V53H120ZM120 54H119V55L117 54V56H121ZM125 54H126V53H125ZM154 54H155V52H154ZM167 54H168V53H167ZM173 54H172V58H173V56L175 55V54H174V55H173ZM233 54H234V53H233ZM235 54H234V55H235ZM34 55H35V54H34ZM40 55H39V57H38V61H43V60H39ZM46 55H47V54H46ZM145 55H146V56H149L150 54L147 55V53H146ZM152 55H153V54H152ZM193 55H194V54H193ZM241 55H242V53H241ZM5 56H6V54H5ZM17 56H18V54H17ZM25 56H26V55H25ZM29 56H30V55H29ZM35 56H36V55H35ZM42 56H43V55H42ZM42 56H41V57H42ZM60 56H61V55H60ZM74 56H75V55H74ZM109 56H110V55H109ZM109 56H108V58H109ZM124 56H125V55H124ZM124 56H123V57H124ZM140 56H141V54H140ZM143 56H144V54H143L142 57L139 58V59H142V58L144 59ZM163 56H164V55H163ZM163 56H162V57H163ZM167 56H168V55H166V57H167ZM169 56H170V55H169ZM221 56H222V55H221ZM12 57H13V56H12ZM21 57H22V56H20V58H21ZM50 57L53 58L52 56H50ZM50 57H48V58H50ZM56 57H57V56H56ZM56 57H55V58H56ZM69 57H70V56H69ZM71 57H72V56H71ZM76 57H77V55H76ZM78 57H79V56H78ZM106 57H107V56H106ZM181 57H183V56H181ZM189 57H190V56H189ZM223 57H224V56H223ZM223 57H222V58H223ZM256 57H257V56H256ZM3 58H4V57H3ZM10 58H11V57H10ZM20 58H19V59H20ZM23 58H26V57H23ZM27 58H28V55H27ZM31 58H32V57H30L29 59H31ZM64 58H65V57H64ZM108 58H107V59H108ZM118 58H119V57H118ZM129 58H130V57H129ZM131 58H132V57H131ZM147 58H150V57H147ZM147 58H146V59H147ZM160 58H161V57H160ZM172 58H171V59H172ZM175 58H176V57H175ZM186 58H188V57H186ZM226 58H227V57H226ZM229 58H231V57H229ZM241 58H243V56H242ZM263 58H264V57H263ZM1 59H2V58H1ZM1 59H0V62H1ZM7 59H9V58H7ZM21 59H22V58H21ZM40 59H41V58H40ZM62 59H63V58H62ZM66 59H67V58H65V60H66ZM69 59H70V58H69ZM78 59H79V58H78ZM139 59H138V57H137V60H139ZM152 59H153V58H152ZM152 59H151V60H152ZM165 59H166V58H165ZM167 59H168V58H167ZM182 59H183V58H182ZM184 59H185V58H184ZM12 60L14 61V59H12ZM25 60H28V59H25ZM25 60H24V61H25ZM79 60H80V59H79ZM81 60H82V59H81ZM83 60H84V59H83ZM87 60H88V59H87ZM121 60H122V59H121ZM121 60H120V61H121ZM127 60H128V59H127ZM137 60H136V61H137ZM158 60H159V59H158ZM163 60H164V59H163ZM206 60H209V59H206ZM206 60H205V61H206ZM213 60H214V59H213ZM228 60H229V59H228ZM230 60H231V59H230ZM240 60H241V59H240ZM254 60H255V59H254ZM4 61H5V60H4ZM16 61H17V60H16ZM22 61H23V60H22ZM71 61H72V60H71ZM71 61H70V62H71ZM90 61H91V60H90ZM115 61H116V60H115ZM120 61H119V62H120ZM136 61H135V62H136ZM144 61H145V60H143V62H144ZM160 61H162V60H160ZM171 61H174V60H171ZM19 62H20V61H19ZM25 62H26V61H25ZM25 62H24V63H25ZM43 62H46V59H45ZM47 62H48V61H47ZM49 62H50V60H49ZM54 62H55V60H54ZM63 62H64V61H63ZM76 62H77V61H76ZM78 62H79V61H78ZM96 62H97V60H96ZM106 62H107V61H106ZM130 62H131V61H130ZM145 62H146V61H145ZM149 62H150V61H149ZM151 62H152V61H151ZM162 62H163V61H162ZM166 62H168V61H166ZM223 62H224V61H223ZM223 62H221V63H223ZM238 62H240V61H238ZM4 63H5V62H4ZM24 63H23V64H24ZM83 63H84V62H83ZM89 63H90V62H89ZM155 63H156V62H155ZM160 63H161V62H160ZM216 63H217V62H216ZM218 63H219V61H218ZM241 63H242V62H241ZM246 63H247V62H246ZM251 63H252V62H251ZM251 63H250V64H251ZM263 63H264V62H263ZM10 64H12V63H9L8 65H10ZM14 64H16V63L14 62ZM18 64H19V63H18ZM23 64H22V67H23ZM35 64H36V63H35ZM39 64H40V63H39ZM60 64H62V63H60ZM60 64H59V68H61V67H60ZM79 64H80V63H79ZM79 64H77V65L79 66ZM138 64H140V62H139ZM175 64H176V62L174 63V65H175ZM253 64L255 65L256 62L253 61ZM3 65H4V64H3ZM12 65H13V64H12ZM24 65H25V64H24ZM33 65H34V64H33ZM44 65H45V63H44ZM44 65H42V66H44ZM46 65H48V63H47ZM51 65H52V64H50V66H51ZM108 65H110V64H108ZM111 65H112V63H111ZM131 65H132V64H131ZM154 65H155V64H154ZM156 65H157V64H156ZM166 65H167V64H166ZM177 65H179V63H178ZM184 65H185V64H184ZM219 65H220V64H219ZM236 65H237V64H236ZM259 65H260V64H259ZM261 65H263V64L261 63ZM6 66H7V65H6ZM13 66H14V65H13ZM19 66H20V65H19ZM19 66H18V67H19ZM25 66H26V65H25ZM36 66H37V65H36ZM36 66H35V68H36ZM80 66H81V65H80ZM80 66H79V67H80ZM112 66H113V65H112ZM135 66H136V65H135ZM186 66H187V65H186ZM197 66H198V65H197ZM197 66H196V67H197ZM200 66H201V65H200ZM205 66H206V65H205ZM208 66H209V65H208ZM215 66H216V65H215ZM247 66H248V65H247ZM249 66H250V65H249ZM0 67H1V66H0ZM22 67L20 66L19 70H20ZM26 67H27V68H25V69H28V66H26ZM48 67H49V66H48ZM81 67H82V66H81ZM81 67H80V68H81ZM84 67H85V66H84ZM122 67H124L123 64H122ZM125 67H126V66H125ZM156 67H157V66H156ZM156 67H155V68H156ZM158 67H159V65H158ZM166 67H169V66H166ZM171 67H172V66H171ZM173 67H175V66H173ZM178 67H179V66H178ZM192 67L194 68V66H192ZM239 67H240V66H238V68H239ZM243 67H244V66H243ZM243 67H242V68H243ZM261 67H262V66H261ZM29 68H30V67H29ZM35 68L32 67V68H30V69H32V71H33V69H35ZM37 68H39V69L41 70V67H37ZM51 68H52V67H51ZM54 68H55V67H54ZM57 68H58V67H57ZM57 68H56V69H57ZM152 68H153V67H152ZM160 68H161V67H160ZM186 68H187V67H186ZM193 68H192V70H193ZM201 68L203 69V67H201ZM229 68H230V67H229ZM231 68H233V67H231ZM231 68H230V69H231ZM234 68H235V67H234ZM236 68H237V67H236ZM236 68H235V69H236ZM22 69H23V68H22ZM25 69H23V70H25ZM56 69H55V70H56ZM121 69H122V68H121ZM124 69H125V68H124ZM142 69L145 70V67L142 68ZM158 69H159V68H158ZM162 69H164V68H162ZM170 69H171V68H170ZM172 69H173V68H172ZM174 69H175V68H174ZM176 69H177V68H176ZM197 69L199 70L200 68H197ZM230 69H229V70H230ZM254 69H256V67H255ZM254 69H253V70H254ZM258 69H260V68H258ZM258 69H257V70H258ZM23 70H22V71H23ZM36 70H37V69H36ZM69 70H71V69H69ZM122 70H123V69H122ZM164 70H165V69H164ZM200 70H201V69H200ZM203 70H204V69H203ZM226 70H228V69H226ZM226 70H225V72H227ZM262 70H263V69H262ZM12 71H13V70H12ZM20 71H21V70H20ZM25 71H26V70H25ZM28 71H29V70H28ZM32 71H31V72L29 71V73H32V74H30V76H32V75H34V74H36V73H37V75H38V71H37L36 73L33 71L34 74H33ZM44 71H45V70H44ZM44 71H43V72H44ZM56 71H57V70H56ZM67 71H68V70H66V72H67ZM79 71H80V70H79ZM94 71H95V69H94ZM124 71H126V70H124ZM165 71H168V70H165ZM189 71L191 72V70H189ZM196 71H197V70H196ZM244 71H245V70H244ZM244 71H243V72H244ZM254 71H255V70H254ZM0 72H2V71H0ZM63 72H64V71H63ZM63 72H62V73H63ZM71 72H72V71H71ZM84 72H86V71H84ZM96 72H97V71H96ZM100 72L102 73L103 71H100ZM100 72H99V74H101ZM111 72H114V70L112 71V69H111ZM132 72H133V71H132ZM203 72H204V71H202V72L200 73V71H199V74H203ZM218 72H219V71H218ZM239 72H240V71H239ZM243 72H242V73H243ZM252 72H253V71H252ZM252 72L249 71L248 74H249V73L251 74ZM8 73H9V72H8ZM17 73H20V72L18 71ZM17 73L15 72L16 75H17ZM22 73H23V72H22ZM73 73H74V72H73ZM73 73H72V74H73ZM88 73H89V72H88ZM97 73H98V72H97ZM103 73H104V72H103ZM114 73H115V72H114ZM116 73H117V72H116ZM130 73H131V72H130ZM163 73L165 74V72H163ZM170 73H171V72H170ZM186 73H187V72H186ZM194 73H196V72H194ZM197 73H198V72H197ZM236 73H238V72H236ZM242 73H241V74H242ZM0 74H1L0 76H2V73H0ZM13 74H14V71H13ZM15 74H14V75H15ZM23 74H24V73H23ZM52 74H53V73H51V75H52ZM86 74H87V73H86ZM90 74H91V72H90ZM90 74H89V75H90ZM187 74H189V73H187ZM218 74H219V73H218ZM220 74H221V73H220ZM222 74H223V73H222ZM238 74H240V73H238ZM3 75H4V74H3ZM7 75H8V74H7ZM24 75H25V74H24ZM26 75H28V74H26ZM26 75H25V76H26ZM56 75H57V74H56ZM58 75H59V74H58ZM87 75H88V74H87ZM110 75H111V73H110ZM130 75H132V74H130ZM156 75H157V74H156ZM161 75H163V74H161ZM161 75H160V76H161ZM196 75H197V74H196ZM259 75H260V74H259ZM4 76H5V75H4ZM9 76H10V74L8 75V77H9ZM62 76H65V75H62ZM94 76H95V75H94ZM94 76L91 75V78L94 77ZM150 76H151V75H150ZM177 76H178V75H177ZM179 76H180V75H179ZM183 76H184V75H183ZM185 76H186V75H185ZM199 76H200V75H199ZM235 76H236V75H235ZM251 76H252V75H251ZM254 76H255V75H254ZM12 77H13V76H12ZM12 77H9V78H12ZM20 77H23V75H22V76L20 75ZM51 77H52V76H51ZM59 77H60V76H59ZM83 77H84V73H83ZM85 77H86V75H85ZM87 77H88V76H87ZM89 77H90V76H89ZM89 77H88V78H89ZM133 77H135V76H133ZM136 77H137V75H136ZM152 77H153V76H152ZM155 77H157V76H155ZM227 77H228V76H227ZM233 77H234V76H233ZM233 77H232V78H233ZM236 77H237V76H236ZM243 77H244V76H243ZM259 77L261 78V76H259ZM259 77H258V78H259ZM9 78H8V79H9ZM17 78H18V76H17ZM64 78H65V77H64ZM73 78H74V77H73ZM73 78H72L71 81L74 80ZM150 78H151V77H150ZM166 78H167V77H166ZM178 78H179V77H178ZM180 78H182V77L180 76ZM180 78H179V79H180ZM246 78H247V77H246ZM8 79H7V77H6V80H7V81H8ZM14 79H15V78H13L12 80H14ZM19 79H20V78H19ZM23 79H24V78H23ZM31 79H32V78H31ZM31 79H30V80H31ZM34 79H35V78H34ZM34 79H33V80H34ZM58 79H59V78H58ZM58 79L55 78V80H58ZM70 79H71V78H70ZM76 79H79V78H76ZM76 79H75L74 81H76ZM81 79H82V76H81L80 80H81ZM100 79H101V78H100ZM100 79H99V80H100ZM144 79H145V78H144ZM147 79H149V77H148ZM164 79H165V78H164ZM197 79H198V76H197ZM217 79H218V78H217ZM222 79H223V78H222ZM247 79H249V78H247ZM50 80H51V79H50ZM50 80H47V81L52 82V81H50ZM80 80L77 81V83L82 81V80H81V81H80ZM118 80H119V79H118ZM145 80H146V79H145ZM150 80H151V79H150ZM191 80H192V79H191ZM226 80H227V79H226ZM262 80H263V78H262ZM17 81H18V80H17ZM45 81H46V80H45ZM47 81H46V82H47ZM65 81H66V80H65ZM111 81H113V80H111ZM111 81H109V82H111ZM123 81H124V79H123ZM123 81H122V82H123ZM162 81H163V79H162ZM178 81H179V80H178ZM196 81H198V80H196ZM220 81H221V80H220ZM263 81H264V80H263ZM4 82H5V81H4ZM11 82H12V81H11ZM24 82H25V81H24ZM39 82H40V81H39ZM49 82H48V83H49ZM60 82H61V81H60ZM62 82H63V81H62ZM207 82H208V80H207ZM223 82H224V81H223ZM223 82H221V83H223ZM0 83H1V82H0ZM9 83H10V82H9ZM9 83H7V84H8V87L10 86ZM14 83H15V81H14ZM14 83H12V84H14ZM41 83H42V82H41ZM56 83H58V82H56ZM120 83H121V82H120ZM147 83H149V82H147ZM203 83H204V82H203ZM208 83H210V80H209ZM211 83H212V82H211ZM224 83H225V82H224ZM232 83H233V82H232ZM232 83H231V84H232ZM249 83H250V82H249ZM252 83L255 84V83H257V82H254V81H253ZM12 84H11V86H12ZM43 84H44V83H43ZM43 84H42V85H43ZM66 84H69V83L67 82ZM75 84H76V83H75ZM125 84H126V83H125ZM198 84H199V83H198ZM14 85H15V84H14ZM39 85H41V84L39 83ZM73 85H74V84H73ZM103 85H104V84H103ZM127 85H130V84L128 83ZM131 85H132V84H131ZM204 85H205V84H204ZM223 85H224V84H223ZM225 85H226V84H225ZM225 85H224V86H225ZM1 86H2V85H1ZM1 86H0V87H1ZM11 86H10V87H11ZM31 86H32V84H31ZM33 86H34V85H33ZM54 86H56V84L53 85V87H54ZM125 86H126V85H125ZM146 86H147V85H146ZM184 86H185V85H184ZM190 86H191V85H190ZM228 86H229V84H228ZM249 86H250V85H249ZM34 87H35V86H34ZM71 87H72V86H71ZM73 87H74V86H73ZM114 87H115V86H114ZM136 87H137V85H136ZM4 88H5V85H4ZM88 88H89V87H87V89H88ZM133 88H134V87H133ZM138 88H140V87H138ZM192 88H193V87H192ZM214 88H215V87H214ZM220 88H221V87H220ZM220 88H219V90H220ZM234 88H235V87H234ZM252 88H253V87H252ZM252 88H251V89H252ZM254 88H256V87H254ZM7 89H8V88H7ZM7 89H6V91H7ZM12 89H13V88H12ZM29 89H30V87H29ZM70 89H72V88H70ZM114 89H116V88H114ZM140 89H141V88H140ZM182 89H183V88H182ZM198 89H199V87H198ZM223 89H224V88H223ZM223 89H222V90H223ZM228 89H230V88H228ZM242 89H243V88H242ZM249 89H250V88H249ZM2 90H3V88H2ZM4 90H5V89H4ZM4 90H3V91H4ZM73 90H77V89H73ZM73 90H71V91H73ZM211 90H212V89H211ZM211 90H210V91H211ZM219 90H218V91H219ZM9 91H10V90H9ZM23 91H24V90H23ZM66 91H68V89H67ZM82 91H83V90H82ZM119 91H120V90H119ZM198 91H199V90H198ZM198 91H197V92H198ZM233 91L236 93V92L238 91V89H237V91H235V90H233ZM233 91H232V92H233ZM244 91H245V90H244ZM247 91H248V90H247ZM4 92H5V91H4ZM4 92H3L2 95H4ZM13 92H14V91H13ZM55 92H56V91H55ZM76 92H77V91H76ZM76 92H75V93H76ZM171 92H172V91H171ZM199 92H200V91H199ZM202 92H203V91H202ZM204 92H205V91H204ZM239 92H241V91H239ZM248 92H251V91L249 90ZM248 92H247V93H248ZM51 93H52V92H51ZM53 93H54V92H53ZM56 93H57V92H56ZM56 93H55V94H56ZM58 93H59V92H58ZM68 93H69V92H68ZM75 93H73V94H75ZM91 93H92V92H91ZM166 93H167V92H166ZM173 93H174V92H173ZM182 93H183V92H182ZM182 93H181V94H182ZM191 93H192V92H191ZM195 93H196V92H195ZM205 93H206V92H205ZM223 93H224V92H223ZM241 93H242V92H241ZM241 93H240V94H241ZM244 93H246V92H244ZM244 93H243V94H244ZM0 94H1V93H0ZM37 94H38V93H37ZM73 94H70V95L74 96ZM141 94H142V93H141ZM146 94H148V93H146ZM199 94H201V93H199ZM203 94H204V93H203ZM207 94H208V93H207ZM218 94H219V93H218ZM253 94H254V93H253ZM263 94H264V93H263ZM5 95H6V94H5ZM10 95H11V94H10ZM13 95H14V94H13ZM30 95H31V94H30ZM35 95H36V94H35ZM41 95H42V94H41ZM43 95H44V94H43ZM43 95H42V96H43ZM56 95H57V94H56ZM101 95H102V94H100L99 97H100ZM104 95H105V94H104ZM132 95H133V94H132ZM142 95H143V94H142ZM205 95H206V94H205ZM205 95H204V96H205ZM216 95H217V94H216ZM221 95H222V94H220V96H221ZM226 95H227V94H226ZM231 95H232V94H231ZM233 95H234V94H233ZM17 96H18V95H17ZM63 96H65V94H64ZM75 96H76V95H75ZM77 96H78V95H77ZM79 96H80V95H79ZM125 96H127V95H125ZM130 96H131V95H130ZM145 96H146V95H145ZM145 96H144V97H145ZM217 96H219V95H217ZM252 96H253V95H252ZM1 97H2V96H1ZM1 97H0V98H1ZM8 97H9V96H8ZM33 97H34V95H33ZM39 97H40V94H39ZM52 97H53V95H52ZM52 97H51V98H52ZM58 97H59V96H58ZM83 97H84V95H83ZM96 97H97V95H96ZM135 97H137V96H135ZM159 97H160V96H159ZM167 97H168V96H167ZM196 97H197V96H196ZM215 97H216V96H215ZM247 97H248V96H247ZM17 98H18V97H17ZM25 98H26V97H25ZM59 98H61V96H60ZM133 98H134V97H133ZM150 98H151V97H150ZM152 98H153V96H152ZM182 98H183V97H182ZM190 98H191V97H190ZM211 98H212V97H211ZM211 98H210V99H211ZM226 98H227V97H226ZM252 98H253V97H252ZM30 99H31V98H30ZM30 99H28V97H27V100H30ZM44 99H45V98H44ZM74 99H75V98H74ZM86 99H87V98H86ZM161 99H162V98H161ZM203 99H204V98H203ZM216 99H217V97H216ZM219 99H220V98H219ZM240 99H241V98H240ZM256 99H258V96H257ZM260 99H261V98H260ZM18 100H20V99H18ZM27 100H25V101H27ZM125 100H126V99H125ZM145 100H147V99H145ZM153 100H154V99H153ZM159 100H160V99H159ZM183 100H184V99H183ZM230 100H231V99H230ZM232 100H234V99H232ZM2 101H3V100H2ZM14 101H15V96H14ZM14 101H13V102H14ZM30 101H31V100H30ZM42 101H43V100H42ZM165 101H166V100H165ZM181 101H182V100H181ZM5 102H6V100H5ZM13 102H12V104H14ZM15 102H16V101H15ZM40 102H41V101H40ZM46 102H48V101H45V103H46ZM69 102H70V101H69ZM134 102H135V101H134ZM203 102H204V101H203ZM226 102H228V101H226ZM253 102H254V100H253ZM6 103H7V102H6ZM28 103H29V102H28ZM52 103H53V102H52ZM141 103H142V102H141ZM146 103H147V102H146ZM153 103H155V101H154ZM172 103H173V102H172ZM189 103H190V102H189ZM222 103H223V102H222ZM234 103H237V102L235 101V102H233L232 104H234ZM254 103H255V102H254ZM260 103H261V102H260ZM22 104H23V103H22ZM22 104H21V107H23ZM24 104H25V103H24ZM36 104H37V103H36ZM54 104H55V103H54ZM61 104H62V103H61ZM61 104H60L59 106H61ZM65 104H66V103H65ZM97 104H98V103H97ZM102 104H103V103H102ZM151 104H152V103H151ZM165 104H166V103H165ZM190 104H191V103H190ZM196 104H197V102H196ZM205 104H206V103H205ZM255 104H257V103H255ZM255 104H254L253 106H255ZM0 105H1V104H0ZM5 105H6V104H5ZM7 105H9V102H8ZM16 105H17V104H16ZM51 105H52V104H51ZM142 105H143V104H142ZM159 105H160V103H159ZM187 105H188V103H187ZM235 105L237 106L238 104H235ZM240 105L242 106L243 104L240 103ZM261 105H262V103H261ZM261 105H260V109H261ZM2 106H3V105H1L0 107H2ZM29 106H30V105H29ZM55 106H56V104H55ZM62 106H63V104H62ZM75 106H76V105H75ZM129 106H130V103H129ZM189 106H190V105H189ZM197 106H198V105H197ZM229 106H230V105H229ZM231 106H233L232 108H234V105H231ZM241 106H240V107H241ZM243 106L245 107V105H243ZM247 106H248V105H247ZM256 106H257V105H256ZM151 107H152V106H151ZM162 107H163V106H162ZM172 107H173V106H172ZM187 107H188V106H187ZM205 107H206V106H205ZM205 107H204V108H205ZM240 107H239V108H240ZM257 107H258V106H257ZM257 107H256V109H258ZM32 108H33V107H31V109H32ZM52 108H54L53 105H52ZM52 108H51V109H52ZM57 108H58V106H57ZM77 108H78V106H77ZM127 108H129V107H127ZM131 108H132V107H131ZM173 108H174V107H173ZM201 108H203V107L201 106ZM201 108H200V109H201ZM229 108H231V107H229ZM247 108H249V107H247ZM251 108H252V107H251ZM251 108H250V109H251ZM7 109H9V108H7ZM51 109H50V110H51ZM74 109H75V108H74ZM100 109H102V108L100 107ZM152 109H153V108H152ZM154 109H155V108H154ZM200 109H199L198 111H200V113H201L202 111H201ZM223 109H224V108H223ZM226 109H227V108H226ZM250 109H249V110H250ZM3 110H4V109H3ZM3 110H1L2 113L5 112V111H3ZM11 110H12V109H11ZM24 110H25V109H24ZM27 110H28V109H27ZM45 110H46V109H45ZM45 110H44V111H45ZM91 110H92V109H91ZM122 110H123V109H122ZM125 110H126V109H125ZM141 110H142V109H141ZM145 110H146V109H144V111H145ZM149 110H150V109H149ZM179 110H180V109H179ZM254 110H255V108H254ZM6 111H7V110H6ZM8 111H10V109H9ZM30 111H31V110H30ZM72 111H73V110H72ZM72 111H71V112H72ZM130 111H131V109H130ZM152 111H153V110H152ZM155 111H156V110H155ZM172 111H173V110H171V113H172ZM177 111H178V110H177ZM188 111H189V110H188ZM16 112H17V111H16ZM37 112H38V111H37ZM48 112H49V111H48ZM51 112H53V110H52ZM69 112H70V110L68 111V113H69ZM118 112H120V111H118ZM118 112H117V113H118ZM138 112H139V111H138ZM142 112H143V111H142ZM158 112H159V111H158ZM164 112H165V111H164ZM180 112H182V111H180ZM254 112H255V111H254ZM262 112H263V111H262ZM5 113H6V112H5ZM17 113H18V112H17ZM135 113H136V112H135ZM143 113H144V112H143ZM228 113H229V111H228ZM259 113H260V112H259ZM0 114H1V113H0ZM6 114H8V113H6ZM6 114H5V115H6ZM10 114H13V113H10ZM37 114H38V113H37ZM45 114H46V113H45ZM118 114H120V113H118ZM121 114H122V113H121ZM128 114H129V113H128ZM131 114H132V113H131ZM133 114H134V113H133ZM169 114H170V113H169ZM172 114H174V113H172ZM201 114H202V113H201ZM261 114H263V113H261ZM14 115H15V114H14ZM41 115H42V114H41ZM43 115H44V114H43ZM47 115L50 116L49 113H47ZM60 115H63V114H60ZM232 115H233V114H232ZM258 115H259V114H258ZM29 116H30V115H29ZM39 116H40V115H39ZM51 116H52V115H51ZM122 116H123V115H122ZM122 116H121V117H122ZM144 116H145V114H144ZM169 116H170V115H169ZM182 116H183V115H182ZM2 117H3V114H2ZM31 117H32V116H31ZM86 117H87V116H86ZM93 117H94V116H93ZM95 117L97 118L98 116H95ZM100 117H101V116H100ZM135 117H136V116H134L133 118H135ZM259 117H261V116H258V118H259ZM37 118H38V117H37ZM98 118H99V117H98ZM127 118H128V117H127ZM129 118H130V117H129ZM133 118H132V119H133ZM140 118H141V117H140ZM255 118H256V117H255ZM1 119H2V118H1ZM42 119H43V118H42ZM45 119H47V118H45ZM53 119H54V118H53ZM55 119H56V118H55ZM120 119L122 120V118H120ZM130 119H131V118H130ZM164 119H165V117H164ZM182 119H183V118H182ZM240 119H241V118H240ZM251 119H254V118H251ZM251 119H250V120H251ZM256 119H257V118H256ZM260 119L263 120V117L260 118ZM51 120H52V119H51ZM238 120H239V119H238ZM243 120H245V119H243ZM45 121H46V120H45ZM48 121H49V120H48ZM53 121H54V120H53ZM83 121H84V120H82V123H83ZM86 121H87V120H86ZM91 121H92V120H91ZM113 121H115V120H113ZM116 121H119V119L116 120ZM122 121H123V120H122ZM127 121H128V120H127ZM127 121H124V122H127ZM165 121H167V118H166ZM230 121H231V120H230ZM235 121H236V120H235ZM256 121H257V120H256ZM49 122H51V121H49ZM89 122H90V121H89ZM89 122H88V124H89ZM248 122H249V121H248ZM257 122H259V121H257ZM260 122H261V121H260ZM41 123H43V122H41ZM65 123H66V122H65ZM70 123H71V122H70ZM92 123H93V122H92ZM104 123H105V122H104ZM116 123H117V122H116ZM137 123H138V122H137ZM153 123H154V122H153ZM242 123H243V122H242ZM3 124H4V123H3ZM48 124H49V123H48ZM48 124H47V125H48ZM50 124H52V122H51ZM80 124H81V123H80ZM86 124H87V123H86ZM86 124H84V125H86ZM102 124H103V123H102ZM118 124H120V122H119ZM138 124H139V123H138ZM166 124H167V122H166ZM178 124H179V123H178ZM184 124H185V123H184ZM258 124H259V123H258ZM30 125H31V124H30ZM30 125H29V126H30ZM84 125H82V126H84ZM91 125H92V124H91ZM104 125H105V124H104ZM125 125H126V124H125ZM134 125H135V124H134ZM243 125H244V124H243ZM245 125H246V124H245ZM245 125H244V126H245ZM34 126H35V124H34ZM105 126H107V125H105ZM116 126H117V125H116ZM135 126H138V125H135ZM246 126H247V125H246ZM254 126H255V125H254ZM256 126H257V125H256ZM42 127H43V125H42ZM42 127H41V128H42ZM44 127H46V125H45ZM51 127H52V126H51ZM54 127H55V125H54ZM80 127H81V126H80ZM113 127H114V126H113ZM130 127H132V126H130ZM146 127H148V126H146ZM181 127H182V125H181ZM238 127H239V126H238ZM260 127H261V126H260ZM15 128H16V127H15ZM110 128H111V126H110ZM138 128H139V127H138ZM184 128H185V127H184ZM186 128H187V127H186ZM218 128H219V126H218ZM261 128L264 129L263 125H262ZM27 129H29V128H27ZM34 129H35V128H34ZM38 129H39V128H38ZM43 129H44V128H43ZM94 129H95V128H94ZM99 129H100V128H99ZM99 129H98V130H99ZM102 129H103V128H102ZM140 129H141V128H140ZM152 129H153V128H152ZM155 129H156V128H155ZM155 129H153V130H155ZM161 129H163V128H161ZM166 129H167V128H166ZM181 129H182V128H181ZM219 129L221 130V128H219ZM229 129H230V128H229ZM246 129H247V127H246ZM252 129H253V127H252ZM252 129H251V131H252ZM257 129H258V128H257ZM263 129H262V130H263ZM41 130H42V129H41ZM53 130H54V129H53ZM129 130H131V129H129ZM137 130H138V129H137ZM213 130H214V129H213ZM213 130H212V131H213ZM67 131H69V130H65L66 133H67ZM88 131H89V130H88ZM99 131H100V130H99ZM101 131H102V130H101ZM104 131H106V130L104 129ZM159 131H160V130H159ZM172 131H173V130H172ZM244 131H245V130H244ZM249 131H250V130H249ZM253 131H255V130H253ZM63 132H64V131H63ZM65 132H64V133H65ZM93 132H94V131H93ZM110 132H111V131H110ZM121 132H123V131H121ZM140 132H141V131H140ZM161 132H162V131H161ZM188 132H190V131H188ZM220 132H221V131H220ZM220 132H219V133H220ZM231 132H232V130H231ZM6 133H7V132H6ZM69 133H70V131H69ZM69 133H67V134H69ZM89 133H90V132H89ZM91 133H92V132H91ZM125 133H126V132H125ZM138 133H139V132H138ZM146 133H147V132H146ZM150 133H153V132H150ZM162 133H163V132H162ZM167 133H168L167 135L170 134L169 132H167ZM62 134H63V133H62ZM67 134H66V135H67ZM73 134H74V133H73ZM92 134H93V133H92ZM94 134H95V133H94ZM94 134H93V135H94ZM96 134H97V133H96ZM141 134H142V133H141ZM141 134L139 133V135H141ZM216 134H217V133H216ZM226 134H228V133H226ZM250 134H251V132H250ZM250 134H249V135H250ZM259 134H260V131H259ZM259 134H258V135H259ZM42 135H43V134H42ZM104 135H106V134H104ZM144 135H145V134H144ZM147 135H148V134H147ZM150 135H151V134H150ZM150 135H149V136H150ZM154 135H155V134H154ZM254 135H255V133H254ZM40 136H41V135H40ZM73 136H74V135H73ZM77 136H78V135H77ZM101 136H103V135H101ZM101 136H99V138H101ZM107 136H108V135H107ZM107 136H106V137H107ZM118 136H119V135H118ZM128 136H129V134H128ZM141 136H142V135H141ZM162 136H163V135H162ZM169 136H170V135H169ZM223 136H225V135L223 134ZM226 136H227V135H226ZM250 136H252V135H250ZM4 137H5V136H4ZM37 137H38V136H37ZM59 137H61V135L58 136V138H59ZM62 137H63V135H62ZM62 137H61V138H62ZM66 137H67V136H66ZM110 137H111V136H110ZM125 137H126V136H125ZM131 137H132V136H131ZM139 137H140V136H139ZM160 137H161V136H160ZM170 137H171V136H170ZM179 137H180V136H179ZM34 138H35V137H34ZM58 138H57V139H58ZM72 138H73V137H72ZM78 138H79V137H78ZM78 138H77V139H78ZM99 138H98V140H99ZM112 138H113V137H112ZM117 138H118V137H117ZM141 138H142V137H141ZM147 138H148V137H147ZM177 138H178V137H177ZM222 138H223V137H222ZM229 138H230V137H229ZM232 138H233V137H231L230 140H233ZM263 138H264V137H263ZM9 139H11V138H9ZM27 139H28V138H27ZM27 139H26V140H27ZM59 139H60V138H59ZM68 139H69V138H68ZM124 139H125V138H124ZM135 139H136V138H134V140H135ZM172 139H173V138H172ZM179 139H180V138H179ZM179 139H178V140H179ZM234 139H235V138H234ZM74 140L76 141V138H74ZM74 140H73V141H74ZM101 140H102V139H101ZM119 140H120V139H119ZM121 140H122V138H121ZM127 140H128V139H127ZM48 141H49V140H48ZM73 141H72V143H73ZM87 141H89V140H87ZM92 141H94V140H92ZM122 141H123V140H122ZM175 141H176V140H175ZM53 142H54V141H53ZM69 142H71V141H69ZM101 142H102V141H101ZM171 142H172V140H171ZM177 142H178V141H177ZM186 142H188V141H186ZM203 142H205V141H203ZM223 142H224V141H223ZM233 142H234V141H233ZM27 143H28V142H27ZM77 143H78V142H77ZM80 143H81V142H80ZM117 143H118V140H117ZM161 143H162V142H161ZM219 143H220V142H219ZM226 143H227V142H226ZM228 143H229V142H228ZM247 143H248V141H247ZM68 144H69V143H68ZM81 144H82V143H81ZM97 144H98V143H97ZM99 144H100V143H99ZM102 144H104V143H102ZM102 144H101V145H102ZM144 144H145V143H144ZM171 144H172V143H171ZM171 144H170V145H171ZM190 144H191V143H190ZM248 144H249V143H248ZM69 145H70V144H69ZM116 145H117V144H116ZM118 145H119V143H118ZM120 145H121V143H120ZM160 145H161V144H160ZM173 145H175L174 142H173ZM234 145H235V144H234ZM45 146H46V145H45ZM155 146H156V145H155ZM161 146H162V145H161ZM165 146H166V145H165ZM212 146H214V144H212ZM254 146H255V145H254ZM22 147H23V146H22ZM46 147H47V146H46ZM118 147H119V146H118ZM215 147H216V146H215ZM234 147H235V146H234ZM114 148H115V146H114ZM168 148H169V147H168ZM172 148H173V147H172ZM185 148H186V147H185ZM212 148H213V147H212ZM225 148H226V147H225ZM231 148H232V146H231ZM247 148H248V147H247ZM247 148H246V149H247ZM249 148H251V147L249 146ZM249 148H248V149H249ZM118 149H119V148H118ZM218 149H219V148H217V150H218ZM221 149H222V148H221ZM221 149H220V150H221ZM237 149H238V148H237ZM248 149H247V151H248ZM252 149H254V147H253ZM255 149H257V147H256ZM123 150H124V149H123ZM123 150H122V151H123ZM168 150H169V149H168ZM220 150H219V151H220ZM240 150H241V149H239L238 151H240ZM258 150H259V149H258ZM124 151H125V150H124ZM164 151H165V150H164ZM178 151H180V150H178ZM188 151H189V150H188ZM188 151H187V152H188ZM221 151H225V150H221ZM221 151H220V152H221ZM238 151H237V152H238ZM252 151H253V150H252ZM252 151H251V152H252ZM256 151H257V150H256ZM256 151H254V152H256ZM126 152H127V151H126ZM134 152H135V151H134ZM134 152H132V153H134ZM212 152L214 153V151H212ZM241 152H242V151H241ZM249 152H250V150H249ZM249 152H248V154H249ZM1 153H2V151H1ZM139 153H140V152L138 151V154H139ZM141 153H142V152H141ZM229 153H230V151H229L227 154L229 155ZM256 153H257V152H256ZM124 154H125V153H124ZM143 154H145V153L143 152ZM164 154H165V153H164ZM186 154H187V153H186ZM211 154H212V153H211ZM211 154L209 155V157L211 156ZM242 154H243V153H242ZM246 154H247V153H246ZM248 154H247V155H248ZM263 154H264V152H263ZM181 155H182V154H181ZM181 155H180V156H181ZM183 155H184V154H183ZM203 155H204V154H203ZM206 155H207V154H206ZM243 155H244V154H243ZM243 155H242V156H243ZM253 155H254V153H253ZM161 156H162V155H161ZM184 156H185V155H184ZM200 156H201V155H200ZM102 157H105V156H102ZM106 157H108V156H106ZM106 157H105V158H106ZM162 157H163V156H162ZM162 157H161V158H162ZM167 157H168V156H167ZM169 157H170V156H169ZM201 157H202V156H201ZM201 157H200V158H201ZM212 157H213V156H212ZM235 157H238V156H234V159H235ZM250 157H252V156H250ZM128 158H129V157H128ZM152 158H153V157H152ZM158 158H159V157H158ZM200 158H199V159H200ZM221 158L223 159L224 157H221ZM229 158H230V157H228V159H229ZM5 159H6V158H5ZM100 159H101V158H100ZM102 159H103V158H102ZM122 159H123V158H122ZM171 159H172V158H171ZM225 159L227 160L226 157L224 158V160H225ZM232 159H233V158H232ZM244 159H246V158H243L242 160L244 161ZM107 160H108V158H107ZM187 160H188V159H187ZM230 160H231V159H230ZM242 160H241V161H242ZM247 160H248V159H247ZM101 161H102V160H101ZM109 161H111V163H112V160H108V162H109ZM178 161H179V160H178ZM228 161H229V160H228ZM233 161H234V160H233ZM236 161H237V159H236ZM241 161H240V162H241ZM245 161H246V160H245ZM103 162H104V161H103ZM157 162H158V161H157ZM173 162H174V161H173ZM221 162H222V161H221ZM224 162H225V164H226L227 161H224ZM104 163H107V162H104ZM111 163H110V164H111ZM151 163H152V162H151ZM160 163H161V162H160ZM168 163H169V162H168ZM195 163H197V161H196ZM198 163L200 164V162H198ZM229 163H230V162H229ZM234 163H235V162H234ZM102 164H103V163H102ZM152 164H155V163H152ZM152 164H151V165H152ZM223 164H224V163H223ZM225 164H224V165H225ZM236 164H237V163H236ZM238 164H239V162H238ZM238 164H237V165H238ZM107 165H109V163H108ZM117 165H120V166H121V164H117ZM158 165H159V164H158ZM170 165H171V164H170ZM202 165H203V163H202ZM233 165H234V164H233ZM243 165H244V163H243ZM112 166H113V163H112ZM152 166H153V165H152ZM173 166H174V164H173ZM221 166H223V165L221 164ZM103 167H104V166H103ZM109 167H110V166H109ZM118 167H119V166H115V165H114V168H118ZM203 167H204V166H203ZM226 167H227V166H226ZM228 167H230V166H228ZM111 168H112V167H111ZM114 168H112V169L114 170ZM123 168L126 169L124 164L122 165V168H121V169H123ZM155 168H156V167L153 166V170H154ZM160 168H161V167H160ZM22 169H23V168H22ZM171 169H172V167H171ZM187 169H190V168H187ZM193 169H195V168L193 167ZM217 169H218V168H217ZM23 170H24V169H23ZM106 170H107V169H106ZM115 170H117V169H115ZM119 170H120V169H119ZM119 170H117V171H119ZM153 170H152V172H153ZM182 170H183V168H182ZM199 170H200V168H199ZM227 170H228V169H227ZM231 170L235 171V169H231ZM241 170H242V169H241ZM244 170H245V169H244ZM244 170H243V173H244ZM46 171H47V170H46ZM109 171H111V170L109 169ZM203 171H204V169H203ZM238 171H239V170H238ZM111 172H113V171H111ZM115 172H116V171H115ZM120 172H121V170H120ZM120 172H119V174H120ZM170 172H171V171H170ZM236 172H237V171H236ZM246 172H248L247 169H246ZM246 172H245V173H246ZM27 173H31V172H26V174H27ZM123 173H125L124 170H123V172H122V175H124ZM164 173H165V172H163V174H164ZM195 173H196V172H194L193 174H195ZM230 173H231V172H230ZM240 173H241V172H240ZM254 173H255V172H254ZM48 174H49V173H48ZM127 174H130V173H126V175H127ZM158 174H159V173H158ZM185 174H187V173H185ZM211 174H213V171H212ZM233 174H234V172H233ZM143 175H144V174H143ZM196 175H197V174H196ZM226 175L228 176V174H226ZM226 175H224V176H226ZM229 175H230V174H229ZM234 175H235V174H234ZM242 175H243V174H242ZM247 175H250V174L247 173ZM252 175H254V174H252ZM252 175L248 176V178L251 177ZM255 175H256V174H255ZM257 175H258V174H257ZM29 176H30V175H29ZM129 176H130V175H129ZM135 176H137V178H138V174L135 175ZM135 176H134V177H135ZM198 176H199V174H198ZM206 176H207V175H206ZM222 176H223V175H222ZM245 176H246V174H245ZM258 176H259V175H258ZM162 177H163V176H162ZM172 177L174 178L173 175H172ZM172 177H171V178H172ZM178 177H179V176H178ZM229 177H230V176H229ZM235 177H236V176H235ZM252 177H253V176H252ZM50 178H51V177H50ZM132 178H133V177H132ZM143 178H144V177H143ZM254 178H256V177L251 178V180H253V182H254ZM13 179H14V178H13ZM129 179H130V178H129ZM145 179H146V178H145ZM262 179H264V178H262ZM262 179H261V180H262ZM217 180H218V179H217ZM219 180H220V178H219ZM251 180H250V181H251ZM47 181H48V180H47ZM51 181H53V180L51 179ZM223 181H225V180H223ZM223 181H222V182H223ZM230 181H231V180H230ZM232 181H233V180H232ZM255 181H256V180H255ZM262 181H263V180H262ZM262 181H261V182H262ZM49 182H50V181H49ZM56 182H57V181H56ZM247 182H248V180H247ZM253 182H252V183H253ZM261 182L258 183V184H259L258 187H259L260 185H263ZM53 183H54V182H53ZM142 183H143V182H142ZM223 183H224V182H223ZM226 183H227V181H226ZM226 183H225V184H226ZM250 183H251V182H250ZM250 183H249V186L251 185ZM260 183H261V184H260ZM143 184H145V183H143ZM161 184L164 185L163 183H161ZM243 184H244V183H243ZM48 185H49V184H48ZM156 185H157V184H156ZM217 185H218V184H217ZM217 185L214 186V188H215V187L217 188ZM221 185H223V184H221ZM227 185H229V183H228ZM227 185H225V186H227ZM239 185H240V184H239ZM239 185H237L236 187H238ZM253 185H254V184H253ZM225 186H224V187H225ZM251 186H252V185H251ZM251 186H250V187H251ZM254 186H256V184H255ZM240 187H241V185L239 186V188H240ZM222 188H223V187H222ZM222 188H221V190H222ZM226 188H227V187H226ZM244 188H245V187H244ZM244 188H242V189L244 190ZM253 188L255 189V187H253ZM224 189H225V188H224ZM227 189H228V188H227ZM248 189H249V187H248ZM169 190H170V188H169ZM196 190H197V189H196ZM198 190L200 191V189H198ZM214 190H215V189H214ZM214 190H213V191H214ZM231 190H233V189H230V191H231ZM234 190H235V189H234ZM239 190L241 191V188H240ZM239 190H236V191H239ZM260 190H261V187H260V189H259L258 191H260ZM217 191H218V190H215L216 193H217ZM222 191H225V190H222ZM248 191H249V195H248V196H250V195H251V194H250V190H248ZM253 191H254V190L252 189L251 193H252ZM161 192H162V191H161ZM203 192H204V191H203ZM203 192H202V193H203ZM233 192H234V191H232L231 193L233 194ZM243 192H244V191H243ZM169 193H170V191H169ZM218 193H219V192H218ZM228 193H229V191H228ZM237 193H238V192H237ZM245 193H246V191H245ZM197 194H198V193H197ZM225 194H226V193H225ZM257 194H258V192H257ZM28 195H29V194H28ZM28 195H27V196H28ZM174 195H175V194H174ZM200 195H201V194H200ZM202 195H203V194H202ZM202 195H201V196H202ZM219 195H220V194H219ZM221 195H222V194H221ZM244 195H245V194H244ZM259 195H260V194H259ZM27 196H26V197H27ZM31 196L33 197V194H32ZM171 196H173V195H171ZM176 196H177V194H176ZM201 196H200V198L202 199ZM207 196H208V195H207ZM211 196H212V195H210V197H211ZM213 196H214V195H213ZM223 196H224V195H223ZM261 196H262V194H261ZM29 197H30V195H29ZM34 197H35V195H34ZM178 197H179V196H178ZM180 197H181V196H180ZM214 197H215V196H214ZM214 197H213V198H214ZM218 197H219V196H218ZM218 197H217V198H218ZM220 197H221V196H220ZM240 197H243V196H240ZM244 197H245V196H244ZM246 197H247V194H246ZM256 197H257V196H256ZM263 197H264V196H263ZM263 197H262V198H263ZM27 198H28V197H27ZM167 198H168V196H167ZM171 198H172V197H171ZM213 198H212V199H213ZM217 198L215 197L216 200H220L219 198H218V199H217ZM226 198L228 199V197H226ZM238 198H239V197H238ZM254 198H255V197H253V200H254ZM258 198H259V197H258ZM162 199H163V198H162ZM175 199H176V197H175ZM201 199H199V201H200ZM227 199H226V200H222V199H221V201H222V202H223V201H231L230 199H232V201H233V198H229L228 200H227ZM234 199H235V201H236L237 198L234 197ZM251 199H252V198H251ZM259 199L262 200L261 198H259ZM15 200H16V199H15ZM243 200H244V199H243ZM243 200H241V201H243ZM256 200H258V199L256 198ZM189 201H190V200H189ZM254 201H255V200H254ZM193 202H194V201H192V203H193ZM200 202H201V201H200ZM202 202H204V201H202ZM236 202H237V201H236ZM248 202H249V201H248ZM256 202H257V201H256ZM172 203H173V202H172ZM223 203L225 204V202H223ZM223 203H222V204H223ZM260 203H261V201H260ZM262 203H264V202L262 201ZM224 204H223V205H224ZM232 204H233V203H231V205H229V206L231 207ZM235 204H236V203H235ZM158 205H159V204H158ZM171 205H172V204H171ZM202 205H203V204H202ZM225 205H226V204H225ZM225 205H224V206H225ZM260 205H261V204H260ZM260 205H259V206H260ZM226 206H227V205H226ZM261 206L264 207L263 204H262ZM34 207H35V206H34ZM159 207H160V205H159ZM168 207H169V206H168ZM263 207H259V208H263ZM103 208H104V207H103ZM219 208H220V206L218 207V209H219ZM231 208H232V207H231ZM101 209H102V208H101ZM107 209H108V208H107ZM107 209H106V207L104 208V210H107ZM133 209H134V208H133ZM135 209H137V208H135ZM135 209H134V210H135ZM177 209H178V208H177ZM263 209H264V208H263ZM263 209H262V210H263ZM34 210H35V209H34ZM36 210H37V207H36ZM137 210H138V209H137ZM139 210H140V208H139ZM163 210H164V208H163ZM210 210H211V209H210ZM210 210L208 209V211H210ZM228 210H229V208H228ZM228 210H227V211H228ZM259 210H260V209H259ZM262 210H261V211H262ZM130 211H133V210H130ZM142 211H143V209H142ZM227 211H226V213L229 214V212H227ZM19 212H20V211H19ZM37 212H39V211L37 210L36 213H37ZM105 212H107V211H105ZM108 212H109V209H108ZM108 212H107V214H108ZM161 212H163V211H161ZM177 212H178V211H177ZM179 212H180V211H179ZM135 213H136V211H135ZM137 213H139V212H137ZM159 213H160V212H159ZM172 213H173V212H172ZM218 213H219V212H218ZM259 213H261V212H259ZM34 214H35V213H34ZM139 214H140V213H139ZM141 214H142V215H145L144 213H141ZM149 214H150V213H149ZM166 214H167V213H166ZM176 214H177V213H176ZM183 214H184V213H183ZM215 214H216L215 216H214V214H210V215H213V216L216 218V217H217V213H215ZM222 214L225 215L224 213H222ZM257 214H258V213H257ZM18 215H19V214H18ZM18 215H16V216H18ZM151 215H153V214H151ZM169 215H170V214H169ZM218 215H219V214H218ZM251 215H252V214H251ZM146 216H147V215H146ZM172 216H173V214H172ZM227 216H228V215H227ZM241 216H242V215H241ZM252 216H253V215H252ZM27 217H30V216H27ZM100 217H101V216H100ZM126 217H127V216H126ZM154 217H155V216L153 215V218H152V219H154ZM157 217L159 218V216H157ZM160 217H161V216H160ZM221 217H224V216H221ZM225 217H226V216H225ZM225 217H224V218H225ZM246 217H247V216H246ZM253 217H254V216H253ZM258 217H259V216H258ZM260 217H261V215H260ZM25 218H26V217H25ZM73 218H74V217H73ZM141 218H143V217H141ZM218 218H220V217H218ZM218 218H217V219H218ZM224 218H223V219H224ZM226 218H227V217H226ZM247 218H248V217H247ZM249 218H250V217H249ZM251 218H252V217H251ZM254 218H255V217H254ZM26 219H27V218H26ZM28 219H29V218H28ZM147 219H148V218H147ZM156 219H157V218H156ZM164 219H166V218L164 217ZM181 219H182V218H181ZM181 219H180V220H181ZM207 219H208V218H207ZM211 219H212V218H211ZM223 219H222V221H223ZM244 219H246V218H244ZM255 219H256V218H255ZM30 220H31V219H30ZM30 220H29V221H30ZM141 220H142V219H141ZM158 220H159V219H158ZM174 220H175V222L177 221L176 219H174ZM174 220H173V221H174ZM204 220H205V218H204ZM225 220H226V219H225ZM13 221H14V220H13ZM13 221H12V222H13ZM27 221H28V220H27ZM142 221H144V220H142ZM151 221H152V220H151ZM156 221H157V220H156ZM163 221H164V220H163ZM167 221H168V220H167ZM173 221H172V222H173ZM184 221H185V219H184ZM216 221H217V220H216ZM72 222H73V221H72ZM83 222H84V221H83ZM178 222H179V221H178ZM206 222H207V221H206ZM206 222H205V223H206ZM218 222H220V221H218ZM226 222H228V221H226ZM9 223H10V222H9ZM15 223H16V222H15ZM74 223H75V222H74ZM145 223H147V220L145 221ZM163 223H164V222H163ZM180 223H181V221H180ZM180 223H178L177 225H179ZM257 223H258V222H257ZM21 224H22V223H21ZM91 224H92V223H91ZM137 224H139V223H137ZM150 224H152V222H151ZM170 224H171V220H170ZM215 224H216V223H215ZM233 224H235V223H233ZM233 224H232V225H233ZM22 225H24V224H22ZM27 225H28V224H27ZM27 225H26V226H27ZM78 225H79V224H78ZM99 225H101V224H99ZM103 225H104V224H102V226H103ZM105 225H106V224H105ZM131 225H132V223H131ZM135 225H136V224H135ZM135 225H134L133 227H135ZM142 225H143V222H142ZM153 225H154V224H153ZM175 225H176V224H175ZM183 225H184V222H183ZM183 225H182V226H183ZM218 225H219V224H218ZM227 225H228V224H227ZM227 225H225V226H227ZM14 226H16V225H14ZM24 226H25V225H24ZM26 226H25V227H26ZM55 226H56V225H55ZM65 226H66V224L64 225V227H65ZM102 226H101V227H102ZM137 226H138V225H137ZM182 226L179 227V228L182 229V228H183ZM211 226H212V225H210V227H211ZM215 226H216V225H215ZM225 226H224V227L222 226V227L225 228ZM64 227H63V228H64ZM154 227H155V226H154ZM210 227H209V229L211 230ZM16 228H17V226H16ZM53 228H55V227H53ZM78 228H79V227H78ZM78 228H75L76 230H74V231H77ZM98 228L100 229V226H99ZM139 228H140V227H139ZM175 228H176V226H175ZM216 228H217V230H218V227H216ZM219 228H221V227H219ZM223 228L221 229V232H222V230L224 231L225 229H226V231H227L228 226H227L225 229H223ZM17 229H18V228H17ZM46 229H47V228H46ZM79 229H80V228H79ZM82 229H83V228H82ZM82 229H80V230H82ZM89 229L91 230L92 228H89ZM106 229H109V228H106ZM125 229H126V228H125ZM127 229H128V228H127ZM127 229H126V230H127ZM130 229H131V228H129L128 230H130ZM133 229H134V228H133ZM181 229H179V231H180ZM56 230H57V229H56ZM136 230H138V229H136ZM136 230H135L134 233H136ZM169 230H170V228H169ZM217 230H216V231H217ZM231 230H233V229H231ZM87 231H88V230L86 229L84 233H86ZM91 231H92V230H91ZM91 231H88V232H91ZM101 231H102V228H101ZM104 231H106V230L104 229ZM171 231H172V230H171ZM176 231H178V228H177ZM179 231H178V232H179ZM213 231H214V228H213V230H212L211 232L214 233ZM216 231H215V234L217 235V232H216ZM218 231H219V230H218ZM79 232H80V231H79ZM106 232H107V234H108V230H107ZM80 233H81V232H80ZM80 233H79V234H80ZM84 233H83V234H84ZM92 233H93V231H92ZM95 233H96V232H95ZM97 233H98V232H97ZM99 233H100V232H99ZM132 233H133V232H132ZM172 233H173V232H172ZM172 233H171V234H172ZM174 233H175V231H174ZM174 233H173V234H174ZM222 233H223V232H222ZM222 233H221V234H222ZM227 233H228V232H227ZM45 234H47L48 236L50 235V234H48V233H45ZM51 234H52V233H51ZM64 234H65V233H64ZM70 234L72 235V233H70ZM70 234H67V236H69ZM87 234H88V233H87ZM110 234H111V232H110ZM110 234H109V235H110ZM138 234H139V233H138ZM165 234H167V233H164V235H165ZM173 234H172V235H173ZM175 234H176V233H175ZM221 234H220V237H221ZM229 234H230V233H229ZM3 235H4V234H3ZM89 235H90V234H89ZM93 235H94V234H93ZM109 235H108V236H109ZM135 235H137V234H135ZM177 235H178V234H177ZM6 236H7V235H6ZM40 236H41V235H40ZM40 236H39V237H40ZM48 236H47V237H48ZM50 236H51V235H50ZM50 236H49V237H50ZM99 236L102 237V234L99 235ZM105 236H106V234H105ZM105 236H104V237H105ZM138 236H139V235H137V237H138ZM218 236H219V235H217V237H218ZM36 237H37V236H36ZM36 237H35V238H36ZM44 237H45V236H44ZM47 237H46V238H47ZM94 237H95V236H94ZM104 237H103V238H104ZM235 237H236V236H235ZM71 238H72V237H71ZM87 238H88V237H87ZM106 238H108V237H106ZM106 238H105V239H106ZM109 238H111V237L109 236ZM109 238H108L107 241H109ZM126 238H127V237H126ZM126 238H125L124 240H126ZM130 238H131V236H130ZM134 238H135V237H134ZM31 239H32V241H33L34 237L31 238ZM40 239H41V238H40ZM50 239H51V238H50ZM67 239H68V238H67ZM69 239H70V238H69ZM112 239H114V238H112ZM128 239H129V238H128ZM131 239H132V238H131ZM131 239H130V240H131ZM142 239H143V235H142ZM144 239H145V237H144ZM144 239H143V242L146 243V241H144ZM177 239H179V237H177ZM34 240H36V239H34ZM38 240H39V239H38ZM38 240H37V241H38ZM73 240H74V239H73ZM99 240H100V239H99ZM110 240H111V239H110ZM132 240H133V239H132ZM10 241H11V240H10ZM20 241H21V240H20ZM27 241H28V240H27ZM42 241H43V240H42ZM50 241L52 242L53 240H50ZM87 241H90V240H87ZM87 241H86V242H87ZM8 242H9V241H8ZM23 242H24V241H23ZM46 242H47V241L45 240V244H46ZM91 242H92V241H91ZM100 242H101V241H99V243H100ZM103 242H104V241H102L101 244L104 246L106 243L103 244ZM110 242H111V243H112V242L114 243L115 241L113 240V241H110ZM143 242H142V243H143ZM9 243H12V242H9ZM30 243H31V242H30ZM30 243H29V245H30ZM37 243H38V242H37ZM39 243H40V242H39ZM42 243H43V242H42ZM42 243H41V244H42ZM58 243H59V242H58ZM70 243H72V242H70ZM99 243H98V246H99ZM113 243H112V246L114 245ZM34 244H36V243H34ZM34 244H33V246H35ZM45 244H44V245H45ZM48 244H49V242H48ZM62 244H63V243H62ZM86 244H87V243H86ZM94 244H95V243H94ZM115 244H116V243H115ZM149 244H150V243H149ZM149 244H148V246H150ZM29 245H28V246H29ZM63 245H64V244H63ZM70 245H72V247H73V244H69V246H70ZM88 245H90V244H88ZM102 245H100V246H102ZM23 246H25V245H23ZM56 246H57V245H55L54 247H56ZM76 246H77V245H76ZM80 246H81V245H80ZM95 246H96V244H95ZM95 246H94V247H95ZM98 246H97V247H98ZM109 246H110V244H109ZM116 246H117V245H116ZM118 246H119V245H118ZM159 246H161V245L159 244ZM16 247H17V246H16ZM26 247H27V246H26ZM29 247H30V246H29ZM54 247H53V248H54ZM66 247H67V246H66ZM72 247H71V248H72ZM74 247H75V246H74ZM85 247H87V246L85 245ZM114 247H115V246H114ZM142 247H143V246H142ZM150 247H151V248H152V247L155 248V247H158V245H155V246H154L153 244H151ZM2 248H4V247H2ZM21 248H22V246H21ZM81 248H82V247H81ZM88 248H89V247H88ZM90 248L92 249L93 246H91ZM122 248H123V247H122ZM139 248H140V247H139ZM158 248H160V247H158ZM23 249H24V248H23ZM30 249H31V248H30ZM50 249H51V248H50ZM60 249H61V248H60ZM78 249H80V248H77V250H78ZM120 249H121V247H120L119 249L117 248V250L114 249V251L116 252V251L119 250V253H121V252L124 251V250H122V251L120 252ZM125 249H126V248H125ZM147 249H148V248H147ZM17 250H18V249H17ZM44 250H45V249H44ZM62 250H63V249H62ZM69 250H71V249H69ZM86 250H87V249L84 250V248H83V250H81L80 252H83V253H84V251H86ZM142 250H143V249H142ZM142 250H141V251H142ZM144 250H145V249H144ZM161 250H162V248H161ZM0 251H1V249H0ZM2 251H3V249H2ZM42 251H43V250H42ZM111 251H112V250H111ZM114 251L112 252V254H113V253L115 254ZM125 251L127 252V250H125ZM37 252H39V250H38ZM40 252H41V251H40ZM46 252L51 253L52 251H50V250L48 251V250H47ZM61 252H62V251H61ZM65 252H66V251H65ZM78 252H79V250H78ZM131 252H132V251H131ZM10 253H11V252H10ZM17 253H18V252H17ZM58 253H60V252H58ZM62 253H63V252H62ZM86 253H90V252H86ZM127 253H128V252H127ZM13 254H14V253H12L11 255H13ZM44 254H45V251H44ZM44 254H43V256H44ZM54 254H55V253H54V251H53V254H52V255H53L54 257H56V258H57V255H58V257L62 256V255L59 256V254H55V255H56V256H55ZM70 254H71V253H70ZM79 254H80V253H79ZM121 254H124V253H121ZM33 255H34V254H33ZM36 255H37V254H36ZM38 255H41V256H42V254H39V253H38ZM63 255H64V253H63ZM80 255H81V258H82V259L80 258V259H81V262L84 261V263H86L85 260H87V258L89 257V256H87L88 254H86L85 260H83L84 257H82L83 255H85V253H84V254H80ZM89 255H90V254H89ZM118 255H119V254H118ZM15 256H16V255H15ZM67 256H69V255H67ZM70 256L72 257V256H74V254H71ZM115 256H116V255H115ZM122 256H123V255H122ZM11 257H12V256H11ZM33 257H34V256H33ZM33 257H32V259H33ZM37 257H38V256H37ZM44 257H45V256H44ZM44 257H42V258H44ZM46 257L49 258V257H48V253H47V256H46ZM51 257H52V256H51ZM54 257H53L52 260L55 259ZM62 257H63V256H62ZM71 257H69V259H70ZM77 257H78V255H77ZM77 257H76V258H77ZM119 257H120V256H119ZM123 257H124V256H123ZM123 257H122V258H123ZM1 258H2V257H1ZM34 258H35V257H34ZM47 258H46V259H47ZM66 258H67V257H66ZM66 258L63 257V260L66 259ZM120 258H121V257H120ZM122 258H121V259H122ZM4 259H6V258H4ZM7 259L9 260V259H11V258L9 257V258H7ZM7 259L5 260V263H8V262H6ZM12 259H13V257H12ZM20 259H22V258H20ZM40 259H41V258H40ZM49 259H50V258H49ZM57 259H58V258H57ZM74 259H75V258H74ZM80 259H78V261H79ZM89 259H90V258H89ZM0 260H2V259H0ZM23 260H25V259L23 258L22 261H23ZM34 260H35V259H34ZM34 260H33V261H34ZM41 260H42V259H41ZM41 260H40V261H41ZM59 260H60V259H59ZM72 260H73V259H72ZM76 260H77V259H76ZM76 260H74V261L77 262ZM2 261H4V260H2ZM2 261H1V263H2ZM12 261H13V260H12ZM26 261H27V260H26ZM29 261H30V260H29ZM49 261H51V259H50ZM54 261H55V260H54ZM56 261H57V263H58V260H56ZM13 262H14V261H13ZM13 262H10L9 264H11V263H13ZM81 262L79 261V263H81ZM93 262H94V261H93ZM93 262H92V263H93ZM99 262H100V261H99ZM5 263H4V264H5ZM24 263H25V262H24ZM26 263H29V264H30V262H26ZM35 263H36V264H39L40 262L35 261ZM53 263H54V262H53ZM82 263H83V262H82ZM82 263H81V264H82ZM95 263L97 264V262H94V264H95ZM2 264H3V263H2ZM13 264H16V263H13ZM40 264H41V263H40ZM86 264H87V263H86Z\"/></svg>",
    "mask_w": 264,
    "mask_h": 264
}]
</instances>
